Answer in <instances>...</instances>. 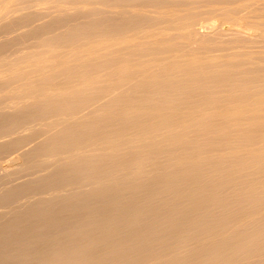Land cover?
<instances>
[{"label":"rangeland","instance_id":"obj_1","mask_svg":"<svg viewBox=\"0 0 264 264\" xmlns=\"http://www.w3.org/2000/svg\"><path fill=\"white\" fill-rule=\"evenodd\" d=\"M24 1H26V3L28 2L27 3L28 6L26 5V3H24ZM45 1L46 0H44V1L43 0H11V1L10 0H4V1L2 0V1H0V33H1L0 38L3 39V40L0 39V64H1L0 65V110L2 108V110L0 111V136H1L0 137V143H1L0 144V193L1 192L4 193V192H6V190L7 191L10 190L13 194H15L14 190H16L17 188L12 187V186H15L14 184H16V183H17V185L22 184L21 186H23L26 189L25 190V189L21 188V186H19L20 187L19 188L16 185L19 189V190H17V192L18 191L20 192L23 190H25L27 192V190L29 191L30 189H32V187L38 186L39 183H40V185L41 184L43 185V183H41V181H43V182L46 181L44 184V187L40 186L41 188L38 190L36 189V191L34 190L35 192L32 190V193L28 194L29 192H31V190L27 193L24 191L26 193V196L25 197L21 196L22 199L19 197L18 198L19 200L17 198H15L16 196L14 197V195L12 193L6 192L5 195L1 193L0 194V203H1V200L3 201V198H4L5 199L4 201H6L5 203L7 204V207H6V204L4 205V203L2 202L3 203L2 205H4L5 207L3 206L1 208V204H0V208H1L0 214L5 213V209L9 212L10 211L14 212L17 209H20L22 206H24V204L28 203V201L32 200L33 198L34 199L39 198L37 201L42 200L41 202L39 201V203L44 202L43 199L45 198L44 200H46V197H47V200H48V198L51 200L52 198H54L56 196H60L61 194L64 195L66 193L65 191H67V190L71 191L72 188H73V190L75 189V190H78L80 192H83V194H84V192L88 193L90 187L84 186L86 184V182L84 183V181H83L84 184L82 185V182L80 180H82V179L84 180V178L86 177L87 181H89V183L87 182V186L88 185L91 186L94 182L97 184V181H92V180L95 177L94 175L97 174V172H100L99 170H103L102 166L100 168V165L106 166V164H107V167H108V163L105 162V160H108L106 158L108 156L110 161L108 160L107 162H109L110 165H109V169L107 167L106 168L108 170H111L110 172H112V173L110 174V172L108 171L109 175L106 173V176H108L107 177L108 179L106 178V176L104 178L103 177L104 173L107 172L106 171L107 169L105 168L104 173H101V175H99L100 173L97 174L99 176L98 182L103 184V187H101L102 185L99 184L101 188L107 187L106 185H108V183H105L106 184L105 185L106 187H105L104 182L103 183L100 182V181H105L106 179H107L106 180L107 182L109 180V184H110V185H108L109 187L114 186V187L110 188V189L115 190L114 193H113L114 190L110 191L109 188L107 187L108 191L112 192L110 194H112L114 196V197H110V198H113V201L110 200L113 203V205L109 202L110 204H108V206L112 205L114 207V208L113 207L111 208V206H110V208H111L110 210L115 209V211H113L114 213L112 212V214H111L110 210L108 212H110V214L113 215V217L111 216L112 217L111 219H113V218L117 219L120 217L118 219L119 221L116 220L117 224L114 223V225H118V223H122V222H120L121 218H122V221L123 220L125 221V219L126 220L129 219V216L126 215V214H129V212L125 213V211H127V209H128L127 208L125 210V207H127L128 205H126L125 200H123V199H125V196L128 193V191H131V193L133 191V194L138 193L137 195L139 196L140 194L143 195L144 191L146 192L147 190L151 189V188H149L150 185L157 184V185H155V186H158L157 192H158V190H159V192H161L160 189H162L164 192H166V193H164L162 191V193H164L163 199L166 200L167 197L168 198L170 197L169 195H167V193H169V189L164 188V187H166L165 183H167V181H163L165 179V177L163 178L162 176H166L167 174H169V173H167L169 170L171 172L174 171L175 173L177 170L175 171L172 168L178 169V171H180V173L184 170H188V173H186V174H188L187 175L188 177H192V176L196 177L195 175L200 176V171L204 169V172L203 173L201 172V173L205 176V177L203 176L204 179L202 178L203 181L206 178L208 179V180L207 179L205 180V183L207 182L208 184H210V183L212 184V183H214V181L220 180L219 178H221V180L225 179V181L228 180L227 183L225 182L227 184L226 186H224L225 188H219L220 191L217 189L218 191H215L212 194L210 193L214 198H209V201L206 199L199 198V199H201L200 201L202 203L203 202H205V203L206 202H208V203L212 202L211 203L212 204L211 209L209 211H208V209H207V211H203L199 216H196V218L194 217L195 219H193V220H191L192 217L191 218L189 217L190 219L187 218L188 223L184 222V220L187 221L185 217H183V216L181 217V215H180L178 217L180 220H178L176 217V219H175L176 223L174 222V224H180L181 220L183 221L182 223H184V224L185 223L189 224V222H190V225H191V221L194 222V223H192V227L186 224L187 228L185 230H189V232L186 231L187 233H184V234H183V232L185 231L184 229L183 230L182 229L176 230V229L180 228L179 226H181V225H178V226L175 225L176 228L174 227V230H175L174 231L173 227H172L173 225L170 226L168 223V225L165 226L167 223L165 224L164 221L159 222V223L154 222L151 224L150 227L152 228V230L156 228V230H160L162 233V230L160 229V227H162L163 224H165V225H163V228H162L164 231L167 230V229H164V227L168 228L170 226V229L168 228L167 231L169 233H171L172 231L170 232L169 230L172 229L174 232H172L170 234L169 238L172 237V239H173V237L175 235L172 244L177 245L175 247H177V248L180 247L179 249H182V246L178 247V244H176V243L180 242L179 244H182L183 246L185 245L183 247V249L187 250V249H190L189 247L196 249L194 244L196 243L195 245H198L197 244L198 242H199V246L202 247V245H200L201 244V234L204 231H202V233L200 231L201 234L199 232H197V235L195 234L198 237L200 236L199 239L197 237L198 241L196 240L197 241L196 242L194 239V238H196V236H191L192 234L194 235V233H195L194 230L196 228V226L193 227V225L196 224L197 226H200L202 224H205V225L209 224V225H212V227H215L216 225L221 226L218 228L221 229V232L224 235H222V233H221V235H218V234H220V233H218L217 234L218 236H217L216 235L217 231H216L215 236L216 237H219V236L222 237V236L227 235L225 238H227L228 241L230 240L231 241L230 243L233 245H231L230 243H226L227 242L226 239H225V241H226L225 243L227 245L225 243H223L222 242L224 240L223 237H222L223 240L221 239V242H220L221 237L219 239L216 238L214 240L213 238H215V236L211 238V236H213L214 234L213 235L208 234L210 237L208 235L205 237L202 236V239L203 238L206 239L205 244H203V246H205L204 248L207 249V250L206 249L205 250L203 249V250L207 252L205 254L208 255L207 257L209 259L206 256H203V257L207 258L206 260H208V261L210 260V263H208V264H211V263L215 264V262H216V264H217V262H218V264H264V235H263L264 234V226H262V223L264 224V218H263L264 217V215H263L264 214V94H263L264 93L263 92L264 91V54H261V53H264V0H161V1H159V0H147V1L146 0H143V1L142 0L141 1L140 0H94V1H92V0H88V1L87 0H83V1L82 0H75V1L74 0H66V2H65V0H47L46 2ZM84 1H85V3H83ZM255 1H256V3H255ZM35 2H39V3H35ZM49 2L51 4H49ZM91 2H93V3H91ZM70 4L71 5L73 4L72 6H73V8L75 6V8L72 9V6ZM3 5H4V7H3ZM124 5L126 6V8H128V7L129 8L126 9ZM139 5H141V6H139ZM147 5H150V6H147ZM40 6H42V7H40ZM46 6L49 8H47ZM45 8H46V10H45ZM94 8L97 9L98 13ZM99 8H102V9L100 10ZM27 9H28V12H26ZM50 9H52V11ZM113 9H114V11H113ZM64 10H66V12H64ZM139 10H140V12H139ZM143 10H145V11H143ZM41 11H42V13H41ZM47 11H49V12H47ZM132 11H134V12H132ZM51 12L52 13L54 12V14H52ZM94 12H96V13L93 14ZM34 13L36 16L34 15ZM38 13H40V14H38ZM29 14L31 15V17H29ZM97 14H99V15H97ZM26 15L28 16V18H26L27 17ZM74 15H75V17H74ZM143 15H145V16H143ZM150 15H151L152 19H150ZM13 16H14V18H13ZM42 16L45 18H43ZM129 16H131V17H129ZM134 16H135V18H133V19L136 21H134L132 19V17H134ZM147 16H149L148 19H147ZM50 17H51V19H50ZM119 18L120 19L122 18V19L120 20ZM125 18L127 20L128 19L129 20L126 21ZM130 18H131V20H130ZM3 19L5 20V22ZM34 19H36V20H34ZM59 19L62 21L60 22ZM258 19H260V20H258ZM261 19H262V21H261ZM26 21H28V22H26ZM49 21L53 22L54 26ZM64 21H65V23H63V24H69L70 23L71 25L70 24L69 25L71 27L69 25H68L69 27H66L67 25L64 26L63 24H61ZM137 21H138V23H137ZM145 21H146V23H145ZM261 22H262V24H261ZM30 23H33V24H30ZM48 23H50L49 28L51 30L48 28V25H47ZM114 23H115V25H114ZM57 24L61 27H59ZM44 25H45V27L47 25V27L45 28ZM132 25H134V26H132ZM52 27H53V29H52ZM36 28H37V30H36ZM54 28H56L57 30ZM44 29L48 30V31L50 30L49 34L46 33V31ZM61 29H63L64 31ZM1 30H2V32H1ZM42 30H44V31H42ZM33 32H35V36H33L34 35ZM42 32H43V34H42ZM30 33L32 34V38H31ZM37 33L43 39H41V37L38 38L39 35L36 36ZM52 33L55 34L56 36L53 35ZM10 35H11V37H10ZM26 35L27 36L29 35L30 37L28 36V38H30V39H28ZM42 35L43 36L46 35V37H43ZM50 35H52L53 40H52ZM61 35H63V37ZM98 36H100V37H98ZM5 37H7V38H5ZM49 39H51V41ZM29 40H31V41L28 42ZM32 40H34V41L32 42ZM35 40L39 41V43L45 42V44L44 45L38 44V43H36L37 41H35ZM125 40L127 43L125 42ZM107 41H109L110 43H108ZM32 43L33 44L36 43V44H34L35 46ZM30 44L34 47H32ZM46 44H48L47 46H49L48 50L46 49L47 48L45 46ZM102 44H103V47L101 46ZM37 45H38V47L35 48ZM51 47H52V49H51ZM67 47H68V49H66ZM85 47H87V49H88L87 51H86ZM70 48H72V49H70ZM36 49H38V50L41 49V50L38 51ZM91 49H93V50H91ZM130 49H131V51H130ZM58 51H59V53H58ZM55 52H57L59 57ZM2 53H3V55H1ZM50 54H53V55H50ZM60 54H62V55H60ZM51 56H53V57H51ZM50 59H51V61H50ZM34 60L38 65L37 64L33 65V63H35ZM41 60H43V61H41ZM162 60H164V61H162ZM239 60H240V62H239ZM3 61H4V64H3ZM159 61H161V62L159 63ZM7 62H10L11 64L7 63ZM43 63H45L46 65ZM49 64H51V65H49ZM48 65L50 67H48ZM58 65H59V67H58ZM18 66H20L21 68ZM34 66H35V68H34ZM46 66H47V68H45ZM99 66H101V68ZM55 67H57V68H55ZM83 67H84V69H83ZM73 68H74V70H73ZM77 68L80 70V72ZM142 68H144V69H142ZM17 69H19V70H17ZM48 69H50V70H48ZM97 69H98V71H97ZM166 70H167V72H166ZM59 71H63L64 75L61 74L62 72H59ZM73 71H74V74H73ZM81 71H83V73ZM5 72H6V75L4 74ZM52 72L54 75L52 74ZM66 72L68 75L66 74ZM152 72H154V73H152ZM37 73L39 75H37ZM70 73H72V74H70ZM78 73H80V74H78ZM59 74H61V75H59ZM48 75H50L49 79H47ZM55 75L57 77H55ZM98 75H99V77H98ZM10 76H12V77H10ZM69 77H71V78H69ZM39 79H40V82H39ZM93 80H95V81H93ZM96 80H97V82H96ZM77 81L79 82V84H77L78 83ZM96 83H98V84H96ZM40 84H42V85H40ZM66 84H67V86H66ZM72 84H74V85L72 86ZM47 86H48V88H47ZM37 89L39 91H37ZM51 90H52V94H51ZM41 91H43L44 93ZM84 91H86V92H84ZM18 92H19V94H18ZM89 92H91V93H89ZM21 93H22V95H21ZM28 93H30V94H28ZM46 93H48V94H46ZM38 95H39V97H38ZM257 95H258V97H257ZM1 96H3V97H1ZM261 96H262V98H261ZM81 97H82V99H81ZM56 99H59V100H56ZM88 99L90 101H88ZM246 99L249 101H246ZM18 100L20 101V103L17 102ZM83 100H85V102ZM81 101H83L84 104ZM26 102H28V103H26ZM73 102L75 103L74 107H76V109H74L73 105H71V103H73ZM9 103H10V105H9ZM56 103H58V104H56ZM64 103H65V105H64ZM80 103H81V105H79ZM53 104H55V105H53ZM28 105H30V106H28ZM50 105H51V107H50ZM62 105H64V106H62ZM88 105L90 107H88ZM225 105H226V107H225ZM228 105H231V106L233 105L232 106L233 108L231 106H228ZM26 106H28V107H26ZM56 106H58V107L56 108ZM106 106H108V107H106ZM33 107H34V109H33ZM61 107H63V108L65 107L66 109L65 108L63 109ZM94 107L96 110L94 109ZM183 107H185L186 111L183 109ZM201 107L203 110H205L204 112H206V114L205 113H201V114L199 113L200 111H203V110H201ZM228 107H230V108H228ZM87 108H89V109H87ZM38 109L41 111V115H39L40 111ZM61 109H62V111H61ZM68 109H70V110H68ZM72 109H73V111H72ZM190 109H193L194 111L196 110V112H194ZM250 109H253V110H250ZM25 110L27 111L26 113H25ZM183 110H184V112H187L188 114L184 113ZM217 110H218V112H217ZM219 110H222L221 113H219ZM226 110H228V111L226 112ZM20 111L24 112V115L25 114L26 115L24 116L23 113L21 114ZM32 111L35 112V115L37 112V115L35 116L34 113H32ZM158 111L159 112L162 111L163 114L161 112H160L161 114H159ZM178 111L182 112L183 114H186V115H184L185 119L182 116L183 114L180 112L179 113L182 114L181 115L182 117L179 119L180 115L178 114ZM190 111H192V112L189 115ZM174 112L175 113L177 112V113L175 114ZM72 113L74 114V116ZM42 114H44V115H42ZM61 114H62V116L64 115L65 117H62ZM202 114H203V116H201ZM221 114L223 115V117ZM38 115H39V117L41 116V119L38 118ZM68 115H71V116H69L70 117L69 119L67 118ZM165 115H167V116L169 115V116L167 117ZM173 115H175L176 117L178 116V117L174 118ZM15 116H18V117H15ZM50 116L52 119L50 118ZM54 116L55 117L59 116V117H57L59 119L56 120V118ZM87 116H89V117H87ZM189 116H192V117L194 116L195 118L194 117L192 118ZM197 116H199V117H197ZM233 116L234 117L236 116V117L234 118ZM5 117H6V119H5ZM36 117L38 118L37 120H36ZM98 117H100V118H98ZM108 117H110L109 118L110 120L108 119ZM157 117H159V118L157 119ZM219 117H220V119H219ZM249 117H251L252 119ZM3 118H4V120H3ZM53 118H55L56 123L53 120ZM60 118H62V119H60ZM178 119L180 121H181V119H182V121L183 120L184 121L183 122L181 121L182 122L181 123ZM60 120L61 121L63 120L62 123ZM64 120L65 121L67 120L66 122L68 123V125H66L67 123ZM176 120L178 122H180L181 124H183L182 125L183 127L180 125L178 126L179 123L176 125V123H177ZM36 121H38V122H36ZM81 121H82V123H81ZM216 121H217V123H215ZM230 121H232V122H230ZM64 122L66 124H64ZM173 122H176L175 125L172 124ZM208 122H210V123H208ZM224 122H225V124H224ZM59 123H61V124H59ZM71 123H73V124H71ZM83 123L84 124L86 123V124L84 125ZM90 123L92 125L95 124V126H92V127L97 128V130H95L96 132L94 131V133L97 135H92L94 128L91 127ZM6 124H8V125H6ZM81 124L84 126H82ZM88 124H89L88 127H90V128L86 129L85 126H87ZM97 125H98V127H97ZM40 126H41V129H40ZM69 126H70V129L74 126L76 128V126H77V129H79V130H77V129L76 130L79 132V134H77V135H75L74 133L72 134L73 129H71V131H70L68 129ZM107 126L110 127L109 128L110 131L107 128ZM52 127H54L55 129ZM83 127H85V128H83ZM128 127H129V129H128ZM37 128H39V130H37ZM64 128L67 130H64ZM80 128H81V130H83V129H85V131L87 130L86 132H88V130L91 131V128H92V132H90L92 134L89 133L91 136L89 137L88 136L89 134L86 132H83V135H82V133L80 132ZM105 128L107 129V132H103V133L104 134L106 133V135H105L106 138L103 139L104 134L100 133V131H106ZM135 128L136 129L138 128L137 130L139 131V133H137L138 131L135 130ZM220 128L221 129L223 128V129L221 130ZM22 129H23V131H22ZM111 129H112V131H111ZM19 130H21V131H19ZM58 130L59 131L64 130L61 132V137L62 136L65 137V138H63V140L64 139L70 140L69 147L70 146L72 147V144H73V147H72L73 150L70 149L72 152L74 150L77 151V148L81 147L82 148L81 150H83L84 152L88 151L87 153L86 152L85 153H86V155L90 154V156L87 155V156H84V158L81 157V159H82L81 160L79 157L81 155L78 154V153H81V154L84 153L83 151H82L83 153L78 152L81 150H78L77 151L78 153L75 152V154H78V157H79L78 160L75 159V158H77V157H75L76 156L75 154L73 156L75 158L69 156V155H72V152L69 149H67L68 142L66 143L64 141L66 143V145H63L65 143L61 139L57 138L58 136H56V135L60 134V132H57ZM76 130L74 129L75 132H76ZM67 131L69 132V135H72L73 137L74 136L77 137L75 139V141H74L75 137L74 138L72 136L69 137V135H67V137L65 136L68 133ZM140 131H142L141 134H140ZM20 132L22 135L20 134ZM41 132L43 133V135ZM78 132H76V133H78ZM115 132H116V134H115ZM80 133L82 136L80 135ZM84 133H85V136H87V137L84 136ZM129 133L132 134L133 136L130 137ZM45 134H47V136L44 137ZM86 134H88V135H86ZM54 135L56 136L55 138H54ZM107 135L109 136V138ZM83 136L85 138L89 137L90 139H93V137H94V139L92 140V143H91L92 146H90V145L89 146L91 147V149H92V147H93V149H95V147L100 145L101 148L99 147L100 149L95 150V153L97 151L98 155L93 153V152H92V154H93L92 155L89 152V151H91L90 147H88V148H87V146L85 147L86 144L88 145L87 142H89V141L91 142V140H88L87 142H86V140H84L83 142L86 144L81 143L80 145H78L80 142H82V139H84ZM98 136H102L103 138L98 137ZM126 136H128V137H126ZM51 137H53L52 140H50V141L48 140V141L49 142L53 141V142H52V144H49L47 139L48 138L51 139ZM79 137L80 138L83 137L80 142H79V140H80ZM45 138H47V139H45ZM59 140H61V141H59ZM98 140H99V142H98ZM71 141L77 142V144L73 143ZM128 141L130 142L131 145L129 144ZM61 142H62V145H60ZM90 142H89V144H90ZM147 143H148V146H150V147H148L146 145V147L148 148V151L152 147L154 153L151 152L152 149L150 150L151 153L150 152L147 153V152H145V150L147 149L146 147L145 148L143 147L145 150L143 148H141L143 145H145ZM225 143H227V144H225ZM58 144H59V146H62V147H59ZM94 144L95 145L99 144V145L95 146ZM122 144H124V145H122ZM27 145H29V146H27ZM134 145H137V146L142 145L139 148L144 150L145 156L149 158V163H147V161H146L148 158L145 157L146 160L143 159L144 154L140 155V153H144V152L140 150V153H139V151L137 150V146H134ZM224 145L225 146L227 145L226 148ZM63 146H66L65 151L66 152L70 151L71 154L68 153L69 155L66 156L67 153L65 154ZM117 146H118V148H117ZM93 149H92V151H94ZM25 150L26 151L28 150V152H26ZM98 150L101 152L99 153ZM222 150L225 151V153ZM8 152H9V154H8ZM135 152H137V154L139 153L138 155H140L141 157L143 156L141 158V160H140V158L137 159L138 155H137V157H135L136 159L134 158V155L133 156L131 155L132 153L136 154ZM146 153L148 154V156L146 155ZM155 153H156V156H155L156 159L153 156V154L155 155ZM168 153H170V154H168ZM103 154H106L107 156L103 155ZM31 155H33V156L31 157ZM91 155L94 156L95 160L96 159H98L97 161L100 160V163H97V161H96L97 165L100 164L99 165L100 169L96 170V169H98L96 167V169H94V173H93L94 175H91L90 173H92L93 171L92 172L90 171V173H89L90 177H89V175H87L88 173H86V175L84 173V175L81 174L82 179H80V173H79V175L78 174L76 175V177L77 176H79V177L75 178V180H73V181H69V179L67 181L62 180V181H66L67 184H65V182L64 183L62 182L65 186L63 185L62 187H60V190H63V191H60L59 186L62 185V183L60 181V185L56 188L57 189V191H56V189L53 187L55 182L53 181L52 178H50L51 176H53V175H51L52 173H45V171L47 170L49 172L50 170H54L53 171V174H54L57 171L55 168V166L57 164L61 165L63 162L65 165L66 162L71 163L72 159H73V162H74V160L77 162L79 160H81L80 161V163H81L82 161L84 162V160L87 159V157H91ZM159 155H161L160 156L161 158L160 157L158 158ZM101 156H104L105 159H104V157L102 158ZM110 156L113 159V161L111 160ZM126 156H130V159L125 158ZM64 157L67 160H64ZM100 157H101V159H99ZM132 157L134 158L133 159L134 161L133 160L131 161ZM16 158L18 160H16ZM22 159H23V161H22ZM88 159L92 160V158H88ZM125 159L127 162H125ZM128 159L131 162V164L128 161ZM91 160H89V161L91 162ZM138 160H140V161L143 160L144 163L146 162V166L144 164H141V163H143V161L140 163V162H137ZM169 160H171V161H169ZM103 161L105 162L104 164H103ZM30 162L32 163L33 166H31ZM77 162H75V163H77ZM93 162H91V163H93ZM128 162H129V165H128ZM34 163H35L36 167H35ZM54 163H55V165H54ZM67 163H66V165H67ZM122 163L127 164L129 167L124 165V164L122 165ZM161 163H163V164H161ZM191 163H192V165H191ZM197 163L198 164L200 163L199 166ZM71 164H73V163H71ZM71 164H68V165H71ZM78 164H79V162H78ZM115 164H116V166H114ZM225 164H226V166H225ZM40 165L42 166V168H40V169L37 168V166L40 167ZM68 165H67V167L65 166V168L62 166L64 169H61L62 167L58 166V165L56 167H59L61 169V171H64L65 169L67 170ZM92 165H95V164L93 163ZM111 165H112V168H110ZM4 166H5V168H4ZM52 166H54V167L52 168ZM157 166L160 169L163 168V170H164V172L161 171L162 173H159L160 172L159 168L157 170V172L160 175L163 174V175H161V178H163V179L158 177L159 174H157L156 172H153L156 168L153 171L152 170L151 171H152V173H154V175L157 174V177L160 179H156V176L154 178L152 173H150V170H149V172H147L149 167H150L149 169H152V168L157 167ZM185 166L186 167L190 166V167L186 168ZM121 167H123V168H121ZM141 167H143V168H141ZM145 167H147V170H144V169H146ZM164 167L168 168V169H164ZM198 167H200L201 169ZM59 168H58V170H59ZM77 168L80 169L79 167H77ZM128 168L130 170L132 168L130 173H129ZM210 168H212V169L214 168L215 170L214 169L212 170ZM217 168H220V169H217ZM85 169H87V168H85ZM127 169H128V172H127L128 174H126ZM77 170H75V171H77ZM10 171H12V172H10ZM38 171H39V173H38ZM20 172H21V174H20ZM26 172H28V173H26ZM78 172H79V170H78ZM101 172H103V171H101ZM144 172H147V173H144ZM219 172H221V173H219ZM18 173L20 176L19 175L17 176ZM40 173H42V175L46 174L47 176H45V177L47 179H49V181H47L44 176H42V178L43 179L45 178V180H43L40 176L41 180L38 179V180H40V181H38L36 178H37V176L39 178ZM183 173L185 174V172H183ZM183 173H181V174H183ZM229 173H230V175H229ZM72 174H73V172H72ZM125 174L127 175L126 178H129V180L131 181L130 183L127 182V184H126V181H128V179H126V181L124 183H123V181L121 182L122 179H125L124 178ZM216 174H218V175H216ZM235 174H236V176H235ZM21 175H23L24 177ZM49 175H50V177L48 178ZM115 175H116V177H115ZM121 175H123V176L120 177ZM30 176L32 177V179L35 177L32 182H34V184H35V182L38 181L37 182L38 184L37 183H36V185L32 184L31 183L32 179L30 178ZM91 176H94L93 179L91 178ZM147 176L148 177L151 176V177L148 178ZM170 176H172V175H170ZM12 177H13V179H12ZM18 177H19V180H18ZM25 177H27V178H25ZM109 177H111V178H109ZM166 177H168V176H166ZM236 177L237 178L239 177V178L235 179ZM241 177H242V181H241ZM261 177H262L263 181H262ZM10 178L12 179V181ZM16 178H17V180H16ZM86 178H85V180H86ZM88 178H90L92 180H90V179L88 180ZM24 179H27V180H24ZM50 179H52V180H50ZM29 180H30V182H29ZM35 180H37V181H35ZM76 180H79L81 183H79V181L76 182ZM160 180L163 181L164 183L160 182ZM230 180H236V181H238V182L240 181L242 183L237 182L239 184L238 185L237 183L234 184V182H236V181H231L233 184L232 183L229 184ZM9 181H11V182H9ZM110 181H111V183H110ZM47 182H48V184L46 185ZM68 182H70L71 186L68 185ZM90 182H93V183L90 184ZM119 182L121 184H119V186L116 185ZM254 182H255V184H254ZM23 183H24V185H23ZM49 183L53 184V185H51L52 190L46 189L47 186L49 185ZM95 183H94V187H92L93 185L91 186L93 189L98 188L97 187L98 184L96 185ZM128 183L130 184V186L134 185V186H132V190H128V188L130 187V186L128 187ZM26 184L28 186H30V189L29 188L27 189L28 186ZM75 184H76V186H78V187H76L77 189L74 188ZM78 184L84 186L85 189L83 187H79L80 185H78ZM162 184H165V186L163 187ZM219 184H221V183H219ZM258 184H260V185H258ZM73 185H74V187H73ZM95 185H96V187H95ZM125 185H127L128 188ZM230 185H232L233 187L235 186L234 188L231 187L232 188L231 191H230V189H228V188H230L229 187ZM257 185L259 187H257ZM120 186L123 188H121ZM155 186H153L152 188H154ZM217 186L223 187V185L222 186L217 185ZM253 187H255L256 189L254 188V190H253L252 189ZM11 188H13L14 190L12 189L13 190L12 191ZM42 188H44L45 190ZM61 188H63V189H61ZM87 188H88V192L84 191ZM92 188H91V190H92ZM146 188H147V190H146ZM235 188H237L236 191H235ZM53 189H55V190H53ZM118 189L120 191H124V192H120ZM129 189H131V188H129ZM155 189H156V187H155ZM73 190L71 191L72 193L70 191H68V192L71 193L72 195H74L73 192H76V191H73ZM101 190H105V189H101ZM261 190L263 193L261 192ZM52 191L54 193L56 192L57 195L56 194L52 195V193H51ZM105 191L107 192V189ZM125 191H127L126 194H125ZM252 191L254 194L252 193ZM256 191L258 193H256ZM227 192H229L230 195H233L235 193L236 194L233 195V197H230ZM42 193H43V195H42ZM46 193H47V195H46ZM58 193L59 194L61 193V194L59 195ZM69 193L68 194L66 193V195H70ZM131 193L130 194L128 193L127 195H131ZM153 193L156 196H158L156 194V192H153ZM170 193H172V191ZM201 193H204V191ZM8 194L9 195L12 194L13 197L11 195V198H10V196ZM50 194L54 197H52ZM241 194L242 195L248 194V196H250L249 198H247V195H245V196H246V200L247 199H249V200L246 201L244 198L242 200L243 202H241L239 200V199H241L240 198L242 196ZM260 194H262V195H260ZM115 195H116V197H115ZM160 195H161V197H163L162 194H160ZM251 195H252V197H251ZM257 195H260V196H257ZM7 196H9V197H7ZM70 196H68V197H70ZM165 196H166V198H165ZM253 196H255L256 199ZM26 197H27V199H26ZM13 198H14V200H13ZM250 198H251V200H250ZM10 199H12V200H10ZM163 199H161V200H163ZM236 199L239 200V203H238L239 205H240V202L243 203V204H241L242 206L241 205L239 206L237 204V201H236V203L235 202L233 203V201H235ZM167 200H166V203H168ZM13 201H14V203L16 202L17 204H14ZM20 201H22V202H20ZM119 201L120 202L122 201V202L120 203ZM48 202H49V200H48ZM118 202H119V204H118ZM163 202H164V200L161 201L160 203L162 204ZM229 202L231 204H229ZM9 203H11V204H9ZM22 203H23V205H22ZM44 203H46V202H44ZM44 203L39 204V205H43ZM70 203H71V201L69 202V204ZM160 203L158 205L159 207L161 206ZM244 203H245V205H244ZM36 204H38V203H36ZM236 204L238 205V207ZM45 205H47V204H44L43 206H45ZM154 206L156 208L158 207L156 205H154ZM184 206L186 207V204ZM184 206H180V208L188 209L192 205L191 206L187 205L186 208H184ZM46 207H47V210H49V211H52V209H53V207H51L50 204H49V206H46ZM156 208H155V210L154 209L153 210L156 211ZM249 208L250 209L253 208V209H251L252 213L249 210ZM214 209L216 211L219 210L218 212L221 211V213H222L219 215L220 216V219H218L219 221L216 220V221H218L219 224H215V221H213V218L208 219V217H207L209 215V212L213 211ZM1 210L4 212H2ZM41 210L43 211V213L46 211L45 209L44 210L41 209ZM42 211H41V213H39V215L42 214ZM79 211L80 210H78V212ZM190 211H192L191 208H190ZM46 212H47V213H45L46 216L49 215L48 211H46ZM81 212L83 214H81ZM232 212H233V214H232ZM76 213H77V211H74L72 217H74L76 215ZM103 213H104V211H103ZM106 213H107V211L104 214L109 216V214L108 213L106 214ZM191 213L192 212H189L188 214L191 216ZM80 214H81V216L79 214H78V216L76 215L78 217V218H76V221L78 220L77 222H79L78 224H80L82 222L80 219L84 217L85 212L80 211ZM122 214H123V216H122ZM147 214H149V213H147ZM147 214L144 213V215H146V216H147ZM259 214H261V215L259 216ZM108 216H106V218ZM115 216H117V217H115ZM153 216H155V215H153V214L149 215L147 219H149V217H153ZM221 216H222V219H221ZM85 217H86V215H85ZM62 218H64V217H62ZM262 218H263V220H262ZM111 221H114V220H111ZM83 222H84V220H83ZM212 222H214V224ZM197 223H199V224H197ZM247 223L251 224V226L247 225ZM130 224H133V222H131ZM130 224H129V226H130ZM184 224H182L183 227H184ZM244 224L246 225L245 230H247V231L251 230V232L253 231V229L255 230L253 233L248 232L249 234L247 235V237H243L245 233L243 234V236L240 235L241 229H242ZM230 225L232 226V228H234V226H236L234 230H235V232L237 231V233L240 230L239 234L235 233L230 228ZM2 226L5 228L7 227L6 224H5V226L4 225H2ZM61 226H62V224H61ZM61 226L59 228L62 231ZM222 226H223V229H222ZM248 226L252 227V228L247 229ZM118 227L117 228L120 230L122 228L125 229L126 226H125V224L123 226V223H122V224L118 225ZM59 228H58V230H60ZM149 228H148V230H149ZM151 228H150V232H151ZM201 228H203V227H201ZM244 228L245 227H243V229ZM63 229H64V226H63ZM124 229L122 231H124ZM220 229L219 230L215 229V230H218L220 232ZM190 230H193L194 233H192V231H190ZM229 230H230V232H229ZM256 230H258V233L256 232ZM181 231H183V232H181ZM247 231H244V232H247ZM158 232L152 231L150 233V235H152V233H154V234L157 233L156 234L157 237H155L153 235V237L155 239L150 237L149 234L148 235L150 238H152L154 240H158L159 239L158 236H159L160 239H163V241H164V237L169 234V233L167 234L165 232V234H167V235L164 234V237H161L162 234L158 233ZM177 232H180L179 234L183 235L184 238L182 236H179V234H177ZM213 232H214V230H212V232H210V233H213ZM173 233H176V234L171 236ZM189 233H190V236L188 237ZM254 233L255 234L257 233V234L254 235ZM250 234H253V235H251L252 237H250ZM145 235H147V234H145ZM203 235H204V233H203ZM235 235H237V237ZM169 238H165V239L170 240ZM152 239H150V240L153 242L154 240H152ZM238 239H240L242 241V242L240 241V244L238 243ZM242 239H244V240H242ZM171 240L169 242H166V243H168L167 246H163L166 244V243L165 244L163 243L162 244L163 248L161 246H158L160 241H158V242L155 241L156 243L155 242L152 243V244L156 245V247H153V249L156 248L155 251H157V250L161 251L162 253H164L163 255H165V256L167 255V253H168V256L170 254V256L168 257L169 260L167 259L168 260L167 262H172V261L176 262V261H178V260H176L177 256H176V258L174 257V259L172 256L173 255L172 253L174 251L172 249L173 245L170 243ZM183 240L186 242H184ZM190 241H193V242L190 244ZM202 243H204L203 240H202ZM215 243L216 244L218 243V245L215 246L216 249L221 248V247H223V248L215 250V247H213ZM169 244L171 245L170 247H168ZM49 245H51V244H49ZM160 245H161V243H160ZM165 247L167 249H165ZM175 247H174V250L177 249ZM201 247L200 248L198 247L197 250H200ZM227 247H228V249H227ZM122 248H125V246ZM231 248H233V249H231ZM171 249L173 252L171 251ZM209 249H211L210 250L211 252L209 251ZM229 249H231V250H229ZM164 250H167L168 252H164ZM184 250L182 252L183 255H178V253L181 254V252L175 251L176 254L178 256H180V257H178V259L179 258L181 259L182 256L185 257V254H187V251H184ZM197 250H196V252H197ZM200 251H202V250H200ZM204 251H202V252H204ZM169 252H171V253H169ZM175 252H174V256L176 255ZM189 252H191V250H189L188 253ZM199 252L195 253V250H193V252H192L195 255L197 254V256H194L195 262H197L196 257H199V259L201 257L199 255ZM226 252H227V254H225ZM221 254L223 256L225 255L226 257L222 256L220 259V257H218V256ZM243 254L246 255V259L244 258L245 255H243ZM157 255H158V253L156 254V256ZM163 255L160 256V253H159L160 259H158V257L154 256V258H151V259H153V261L151 263L155 264L154 260L156 261L157 264L167 263V262H165L166 260H163L164 262L160 261L162 259H165L164 258L165 256L163 257ZM227 256L229 258H227ZM161 257H163V258L161 259ZM224 258H227V261L226 260L223 261ZM151 259L146 260L144 262L149 261L147 263V264H149ZM194 259H193V261H194ZM184 260H186V259L182 258V261H184ZM239 260H241V261H239ZM246 260H247V262H245ZM188 261H190V259ZM202 261L204 262L205 260L201 259V262ZM203 262H202V264H204ZM205 263L207 264V262H205ZM121 264H123V263H121ZM129 264H131V263H129ZM136 264H138V263H136ZM142 264H143V262H142Z\"/></svg>","mask_w":264,"mask_h":264},{"label":"bare ground","instance_id":"obj_2","mask_svg":"<svg viewBox=\"0 0 264 264\" xmlns=\"http://www.w3.org/2000/svg\"><path fill=\"white\" fill-rule=\"evenodd\" d=\"M0 1H2V0H0ZM4 1V0H3ZM11 1V0H10ZM44 1V0H43ZM47 1V0H46ZM45 1V2H46ZM75 1V0H74ZM83 1V0H82ZM88 1V0H87ZM92 1H94V0H92ZM141 1V0H140ZM143 1V0H142ZM147 1V0H146ZM159 1H161V0H159ZM40 2V1H39ZM39 2H35V3H39ZM51 2V1H50ZM49 2V4H51ZM61 2V1H60ZM65 2H66V0H65ZM64 2V3H65ZM8 3V2H7ZM24 3H26V1H24ZM28 3V2H27ZM27 3H26V5H27ZM76 3V2H75ZM83 3H85V1L83 2ZM82 3V4H83ZM89 3V2H88ZM91 3H93V2H91ZM123 3V2H122ZM128 3V2H127ZM141 3V2H140ZM143 3V2H142ZM145 3V2H144ZM255 3H256V1H255ZM33 4V3H32ZM45 4V3H44ZM48 4V3H47ZM106 4V3H105ZM117 4V3H116ZM115 4V5H116ZM9 5V4H8ZM22 5V4H21ZM24 5V4H23ZM25 5V6H26ZM37 5V4H36ZM35 5V6H36ZM66 5V4H65ZM64 5V6H65ZM71 5V4H70ZM73 5V4H72ZM71 5V6H72ZM120 5V4H119ZM143 5V4H142ZM28 6V5H27ZM45 6V5H44ZM63 6V7H64ZM86 6V5H85ZM84 6V7H85ZM94 6V5H93ZM125 6V5H124ZM139 6H141V5H139ZM147 6H150V5H147ZM3 7H4V5H3ZM22 7V6H21ZM30 7V6H29ZM28 7V8H29ZM34 7V6H33ZM40 7H42V6H40ZM47 7V6H46ZM87 7V6H86ZM85 7V8H86ZM128 7V6H127ZM47 8H49V7H47ZM58 8V7H57ZM60 8V7H59ZM62 8V7H61ZM74 8H75V6H74ZM73 8V6H72V9H74ZM104 8V7H103ZM122 8V7H121ZM125 8H126V6H125ZM129 8V7H128ZM128 8H126V9H128ZM145 8V7H144ZM54 9V8H53ZM64 9V8H63ZM67 9V8H66ZM92 9V8H91ZM95 9V8H94ZM100 10L102 9V8H99ZM123 9V8H122ZM258 9V8H257ZM13 10V9H12ZM45 10H46V8H45ZM44 10V11H45ZM51 11H52V9H50ZM58 10V9H57ZM96 11H97V9H95ZM94 10V11H95ZM131 10V9H130ZM43 11V10H42ZM42 11H41V13H42ZM63 11V10H62ZM93 11V10H92ZM112 11V10H111ZM113 11H114V9H113ZM142 11V10H141ZM143 11H145V10H143ZM26 12H28V9H27V11ZM37 12V11H36ZM35 12V13H36ZM47 12H49V11H47ZM55 12V11H54ZM54 12L52 13V14H54ZM64 12H66V10H64ZM107 12V11H106ZM132 12H134V11H132ZM139 12H140V10H139ZM138 12V13H139ZM30 13V12H29ZM35 13H34V15H35ZM56 13V12H55ZM60 13V12H59ZM79 13V12H78ZM96 12H94L93 14H95ZM97 13H98V11H97ZM145 13V12H144ZM31 14V13H30ZM29 14V17H31V15ZM38 14H40V13H38ZM37 14V15H38ZM50 14V13H49ZM63 14V13H62ZM132 14V13H131ZM148 14V13H147ZM8 15V14H7ZM28 15V14H27ZM26 15V16H27ZM33 15V16H34ZM80 15V14H79ZM97 15H99V14H97ZM129 15V14H128ZM149 15V14H148ZM32 16V17H33ZM36 16V15H35ZM34 16V17H35ZM53 16V15H52ZM68 16V15H67ZM94 16V15H93ZM96 16V15H95ZM143 16H145V15H143ZM9 17V16H8ZM43 17V16H42ZM72 17V16H71ZM74 17H75V15H74ZM79 17V16H78ZM127 17V16H126ZM129 17H131V16H129ZM139 17V16H138ZM252 17V16H251ZM13 18H14V16H13ZM19 18V17H18ZM26 18H28V16L26 17ZM43 18H45V17H43ZM49 18V17H48ZM70 18V17H69ZM86 18V17H85ZM133 18H135V16L134 17H132V19ZM149 18V16H147V19ZM253 18V17H252ZM6 19V18H5ZM9 19V18H8ZM30 19V18H29ZM39 19V18H38ZM50 19H51V17H50ZM78 19V18H77ZM76 19V20H77ZM81 19V18H80ZM116 19V18H115ZM120 19V18H119ZM122 19V18H121ZM120 19V20H121ZM144 19V18H143ZM150 19H152L151 18V15H150ZM4 20V19H3ZM34 20H36V19H34ZM60 20V19H59ZM74 20V19H73ZM83 20V19H82ZM81 20V21H82ZM85 20V19H84ZM125 20L126 21H128L126 18H125ZM130 20H131V18H130ZM134 20V19H133ZM258 20H260V19H258ZM51 21V20H50ZM49 21V22H50ZM62 20H60V22H61ZM79 21V20H78ZM134 21H136V20H134ZM261 21H262V19H261ZM2 22V21H1ZM4 22H5V20H4ZM26 22H28V21H26ZM25 22V23H26ZM34 22V21H33ZM67 22V21H66ZM76 22V21H75ZM86 22V21H85ZM116 22V21H115ZM123 22V21H122ZM7 23V22H6ZM10 23V22H9ZM8 23V24H9ZM50 23H52V25H53V22H50ZM50 23H48L47 25H48V28H49V24ZM55 23V22H54ZM63 23H65V21L64 22H62L61 24H63ZM110 23V22H109ZM129 23V22H128ZM127 23V24H128ZM132 23V22H131ZM137 23H138V21H137ZM141 23V22H140ZM139 23V24H140ZM145 23H146V21H145ZM30 24H33V23H30ZM29 24V25H30ZM46 24V23H45ZM60 24V25H61ZM70 24V23H69ZM69 24H63L64 26H66V27H69L70 25ZM142 24V23H141ZM261 24H262V22H261ZM47 25H46V27H47ZM56 25V24H55ZM58 25V24H57ZM69 25V26H68ZM114 25H115V23H114ZM113 25V26H114ZM54 26V25H53ZM59 26V25H58ZM57 26V27H58ZM130 26V25H129ZM132 26H134V25H132ZM32 27V26H31ZM44 27H45V25H44ZM43 27V28H44ZM45 27V28H46ZM59 27H61V26H59ZM71 27V26H70ZM89 27V26H88ZM102 27V26H101ZM100 27V28H101ZM33 28V27H32ZM64 28V27H63ZM115 28V27H114ZM131 28V27H130ZM133 28V27H132ZM30 29V28H29ZM50 29V28H49ZM52 29H53V27H52ZM54 29H56V28H54ZM69 29V28H68ZM118 29V28H117ZM128 29V28H127ZM36 30H37V28H36ZM45 30V29H44ZM44 30H42V31H44ZM51 30V29H50ZM49 30V31H50ZM57 30V29H56ZM61 30H63V29H61ZM67 30V29H66ZM65 30V31H66ZM70 30V29H69ZM68 30V31H69ZM129 30V29H128ZM135 30V29H134ZM133 30V31H134ZM28 31V30H27ZM33 31V30H32ZM46 31V33H48L49 34V31L48 30H45ZM53 31V30H52ZM51 31V32H52ZM64 31V30H63ZM112 31V30H111ZM117 31V30H116ZM119 31V30H118ZM1 32H2V30H1ZM38 32V31H37ZM131 32V31H130ZM34 33V35L33 36H35V32H33ZM62 33V32H61ZM67 33V32H66ZM70 33V32H69ZM128 33V32H127ZM134 33V32H133ZM1 34V33H0ZM11 34V33H10ZM28 34V33H27ZM42 34H43V32H42ZM47 34V35H48ZM51 34V33H50ZM53 34V33H52ZM63 34V33H62ZM82 34V33H81ZM25 35V34H24ZM30 35H31V38H32V34L30 33ZM37 35H39L38 33L36 34V36ZM53 35H55V34H53ZM64 35V34H63ZM63 35H61L62 37H63ZM77 35V34H76ZM27 36V35H26ZM29 36V35H28ZM28 36H27V38H28ZM43 36V35H42ZM51 36V38H52V35H50ZM56 36V35H55ZM60 36V37H61ZM0 37H1V35H0ZM10 37H11V35H10ZM30 37V36H29ZM39 37H41L40 35L38 36V38ZM43 37H46V35L45 36H43ZM48 37V36H47ZM80 37V36H79ZM98 37H100V36H98ZM5 38H7V37H5ZM50 38V37H49ZM57 38V37H56ZM55 38V39H56ZM0 39H2V38H0ZM14 39V38H13ZM28 39H30V38H28ZM37 39V38H36ZM41 39H43L42 37H41ZM40 39V40H41ZM91 39V38H90ZM132 39V38H131ZM3 40V39H2ZM26 40V39H25ZM50 41H51V39H49ZM52 40H53V38H52ZM64 40V39H63ZM81 40V39H80ZM92 40V39H91ZM104 40V39H103ZM31 40H29L28 42H30ZM34 40H32V42H33ZM35 41H37V40H35ZM65 41V40H64ZM63 41V42H64ZM90 41V40H89ZM27 42V41H26ZM66 42V41H65ZM102 42V41H101ZM105 42V41H104ZM108 43H110L109 41H107ZM125 42H126V40H125ZM3 43V42H2ZM14 43V42H13ZM36 43H38V44H42V45H44L45 44V42L44 43H39V41H37ZM36 43H34V44H36ZM114 43V42H113ZM127 43V42H126ZM28 44V43H27ZM33 44V43H32ZM33 44V45H34ZM57 44V43H56ZM61 44V43H60ZM63 44V43H62ZM66 44V43H65ZM112 44V43H111ZM31 45V44H30ZM29 45V46H30ZM48 44H46L45 46L47 47L46 49L48 50V48H49V46H47ZM32 46V45H31ZM35 46V45H34ZM34 46H32V47H34ZM58 46V45H57ZM68 46V45H67ZM102 47H103V44L101 45ZM128 46V45H127ZM38 47V45L35 47V48H37ZM40 47V46H39ZM105 47V46H104ZM25 48V47H24ZM86 48V51L88 50L87 49V47H85ZM44 49V48H43ZM42 49V50H43ZM51 49H52V47H51ZM57 49V48H56ZM64 49V48H63ZM66 49H68V47L66 48ZM70 49H72V48H70ZM35 50V49H34ZM36 50H38V49H36ZM39 50H41V49H39ZM38 50V51H39ZM45 50V49H44ZM43 50V51H44ZM65 50V49H64ZM91 50H93V49H91ZM25 51V50H24ZM32 51V50H31ZM50 51V50H49ZM55 51V50H54ZM53 51V52H54ZM68 51V50H67ZM112 51V50H111ZM130 51H131V49H130ZM30 52V51H29ZM34 52V51H33ZM32 52V53H33ZM47 52V51H46ZM52 52V53H53ZM109 52V51H108ZM27 53V52H26ZM31 53V52H30ZM38 53V52H37ZM56 54H57V52H55ZM58 53H59V51H58ZM54 54V53H53ZM53 54H50V55H53ZM55 54V55H56ZM261 54H264V53H261ZM1 55H3V53L1 54ZM58 55V54H57ZM60 55H62V54H60ZM40 56V55H39ZM38 56V57H39ZM43 56V55H42ZM46 56V55H45ZM35 57V56H34ZM50 57V56H49ZM48 57V58H49ZM51 57H53V56H51ZM58 57H59V55H58ZM61 57V56H60ZM28 58V57H27ZM40 58V57H39ZM43 58V57H42ZM55 58V57H54ZM53 58V59H54ZM45 59V58H44ZM43 59V60H44ZM43 60H41V61H43ZM47 60V59H46ZM61 60V59H60ZM139 60V59H138ZM253 60V59H252ZM251 60V61H252ZM2 61V60H1ZM50 61H51V59H50ZM57 61V60H56ZM162 61H164V60H162ZM21 62V61H20ZM33 62V61H32ZM34 62H35V60H34ZM40 62V61H39ZM38 62V63H39ZM53 62V61H52ZM62 62V61H61ZM79 62V61H78ZM161 61H159V63H160ZM239 62H240V60H239ZM7 63H10V62H7ZM54 63V62H53ZM52 63V64H53ZM63 63V62H62ZM128 63V62H127ZM157 63V62H156ZM3 64H4V61H3ZM11 64V63H10ZM34 64H37L36 62L35 63H33V65ZM43 64H45V63H43ZM60 64V63H59ZM170 64V63H169ZM1 65V64H0ZM14 65V64H13ZM24 65V64H23ZM38 65V64H37ZM46 65V64H45ZM49 65H51V64H49ZM48 65V67H50ZM62 65V64H61ZM60 65V66H61ZM80 65V64H79ZM128 65V64H127ZM172 65V64H171ZM174 65V64H173ZM22 66V65H21ZM41 66V65H40ZM43 66V65H42ZM53 66V65H52ZM56 66V65H55ZM104 66V65H103ZM18 67H20V66H18ZM38 67V66H37ZM44 67V66H43ZM58 67H59V65H58ZM66 67V66H65ZM64 67V68H65ZM75 67V66H74ZM100 68H101V66H99ZM98 67V68H99ZM164 67V66H163ZM21 68V67H20ZM34 68H35V66H34ZM45 68H47V66L45 67ZM55 68H57V67H55ZM63 68V69H64ZM43 69V68H42ZM59 69V68H58ZM57 69V70H58ZM61 69V68H60ZM76 69V68H75ZM78 69V68H77ZM83 69H84V67H83ZM82 69V70H83ZM142 69H144V68H142ZM148 69V68H147ZM2 70V69H1ZM17 70H19V69H17ZM38 70V69H37ZM48 70H50V69H48ZM71 70V69H70ZM69 70V71H70ZM73 70H74V68H73ZM79 70V69H78ZM77 70V71H78ZM7 71V70H6ZM36 71V70H35ZM68 71V72H69ZM72 71V70H71ZM90 71V70H89ZM97 71H98V69H97ZM162 71V70H161ZM4 72V71H3ZM51 72V71H50ZM58 72V71H57ZM59 72H62L61 74H63L64 72L63 71H59ZM76 72V71H75ZM79 72H80V70H79ZM82 73H83V71H81ZM166 72H167V70H166ZM40 73V72H39ZM56 73V72H55ZM152 73H154V72H152ZM2 74V73H1ZM5 75H6V72L4 73ZM19 74V73H18ZM42 74V73H41ZM50 74V73H49ZM52 74H53V72H52ZM61 74H59V75H61ZM66 74H67V72H66ZM70 74H72V73H70ZM69 74V75H70ZM73 74H74V71H73ZM78 74H80V73H78ZM146 74V73H145ZM14 75V74H13ZM17 75V74H16ZM35 75V74H34ZM37 75H39L38 73H37ZM54 75V74H53ZM64 75V74H63ZM68 75V74H67ZM263 75V74H262ZM49 76L50 75H48V78L47 79H49ZM66 76V75H65ZM78 76V75H77ZM88 76V75H87ZM90 76V75H89ZM163 76V75H162ZM172 76V75H171ZM3 77V76H2ZM10 77H12V76H10ZM39 77V76H38ZM55 77H57L56 75H55ZM59 77V76H58ZM63 77V76H62ZM72 77V76H71ZM71 77H69V78H71ZM83 77V76H82ZM81 77V78H82ZM85 77V76H84ZM98 77H99V75H98ZM127 77V76H126ZM132 77V76H131ZM5 78V77H4ZM61 78V77H60ZM66 78V77H65ZM68 78V77H67ZM86 78V77H85ZM10 79V78H9ZM23 79V78H22ZM56 79V78H55ZM99 79V78H98ZM66 80V79H65ZM70 80V79H69ZM47 81V80H46ZM79 81V80H78ZM77 81V82H78ZM93 81H95V80H93ZM2 82V81H1ZM39 82H40V79H39ZM51 82V81H50ZM76 82V83H77ZM87 82V81H86ZM96 82H97V80H96ZM66 83V82H65ZM64 83V84H65ZM68 83V82H67ZM75 83V84H76ZM90 83V82H89ZM4 84V83H3ZM62 84V83H61ZM69 84V83H68ZM77 84H79V82L77 83ZM94 84V83H93ZM96 84H98V83H96ZM19 85V84H18ZM25 85V84H24ZM40 85H42V84H40ZM74 84H72V86H73ZM89 85V84H88ZM39 86V85H38ZM66 86H67V84H66ZM77 86V85H76ZM40 87V86H39ZM69 87V86H68ZM263 87V86H262ZM43 88V87H42ZM47 88H48V86H47ZM65 88V87H64ZM67 88V87H66ZM80 88V87H79ZM63 89V88H62ZM72 89V88H71ZM81 89V88H80ZM259 89V88H258ZM47 90V89H46ZM56 90V89H55ZM54 90V91H55ZM74 90V89H73ZM28 91V90H27ZM37 91H39L38 89H37ZM63 91V90H62ZM65 91V90H64ZM91 91V90H90ZM41 92H43V91H41ZM56 92V91H55ZM54 92V93H55ZM74 92V91H73ZM84 92H86V91H84ZM259 92V91H258ZM264 92V91H263ZM33 93V92H32ZM31 93V94H32ZM44 93V92H43ZM89 93H91V92H89ZM101 93V92H100ZM248 93V92H247ZM18 94H19V92H18ZM28 94H30V93H28ZM46 94H48V93H46ZM45 94V95H46ZM51 94H52V90H51ZM63 94V93H62ZM65 94V93H64ZM70 94V93H69ZM75 94V93H74ZM104 94V93H103ZM102 94V95H103ZM264 94V93H263ZM4 95V94H3ZM11 95V94H10ZM21 95H22V93H21ZM54 95V94H53ZM77 95V94H76ZM81 95V94H80ZM85 95V94H84ZM7 96V95H6ZM5 96V97H6ZM17 96V95H16ZM42 96V95H41ZM1 97H3V96H1ZM8 97V96H7ZM32 97V96H31ZM38 97H39V95H38ZM60 97V96H59ZM58 97V98H59ZM257 97H258V95H257ZM10 98V97H9ZM8 98V99H9ZM35 98V97H34ZM42 98V97H41ZM69 98V97H68ZM86 98V97H85ZM89 98V97H88ZM97 98V97H96ZM252 98V97H251ZM255 98V97H254ZM261 98H262V96H261ZM7 99V98H6ZM15 99V98H14ZM19 99V98H18ZM37 99V98H36ZM71 99V98H70ZM79 99V98H78ZM81 99H82V97H81ZM94 99V98H93ZM107 99V98H106ZM249 99V98H248ZM5 100V99H4ZM17 100V99H16ZM54 100V99H53ZM56 100H59V99H56ZM77 100V99H76ZM75 100V101H76ZM86 100V99H85ZM85 100H83L84 102H85ZM14 101V100H13ZM26 101V100H25ZM48 101V100H47ZM70 101V100H69ZM73 101V100H72ZM83 101H81L83 104H84V102ZM88 101H90L89 99H88ZM96 101V100H95ZM246 101H249V100H247L246 99ZM2 102V101H1ZM17 102H19L20 103V101L18 100ZM43 102V101H42ZM50 102V101H49ZM26 103H28V102H26ZM46 103V102H45ZM67 103V102H66ZM22 104V103H21ZM35 104V103H34ZM56 104H58V103H56ZM74 102L73 103H71V105H73V108L74 109H76V107H74ZM9 105H10V103H9ZM40 105V104H39ZM43 105V104H42ZM49 105V104H48ZM52 105V104H51ZM51 105H50V107H51ZM53 105H55V104H53ZM64 105H65V103H64ZM64 105H62V106H64ZM79 105H81V103L79 104ZM28 106H30V105H28ZM28 106H26V107H28ZM36 106V105H35ZM60 106V105H59ZM68 106V105H67ZM78 106V105H77ZM84 106V105H83ZM95 106V105H94ZM112 106V105H111ZM228 106H231V105H228ZM233 106V105H232ZM231 106V107H232ZM238 106V105H237ZM2 107V106H1ZM58 106H56V108H57ZM88 107H90L89 105H88ZM106 107H108V106H106ZM105 107V108H106ZM110 107V106H109ZM220 107V106H219ZM225 107H226V105H225ZM30 108V107H29ZM60 108V107H59ZM61 108H63V107H61ZM65 108V107H64ZM63 108V109H64ZM72 108V107H71ZM211 108V107H210ZM228 108H230V107H228ZM233 108V107H232ZM32 109V108H31ZM33 109H34V107H33ZM40 109V108H39ZM38 109V110H39ZM66 109V108H65ZM87 109H89V108H87ZM86 109V110H87ZM91 109V108H90ZM94 109H95V107H94ZM101 109V108H100ZM107 109V108H106ZM183 109L185 110V107H183ZM195 109V108H194ZM226 109V108H225ZM1 110H2V108H1ZM0 110V111H1ZM9 110V109H8ZM29 110V109H28ZM41 110V109H40ZM39 110V111H40ZM50 110V109H49ZM58 110V109H57ZM56 110V111H57ZM68 110H70V109H68ZM96 110V109H95ZM184 110H183V112H184ZM190 110H192V111H194L193 109H190ZM201 110H203L202 109V107H201ZM223 110V109H222ZM222 110H219V113H221V111ZM250 110H253V109H250ZM30 111V110H29ZM34 111V110H33ZM32 111V113H34V115H35V112H33ZM61 111H62V109H61ZM67 111V110H66ZM72 111H73V109H72ZM98 111V110H97ZM96 111V112H97ZM186 111V110H185ZM192 111H190V113H189V115L191 114V112ZM205 110H203V111H200L199 113L201 114V113H205L206 114V112H204ZM209 111V110H208ZM228 110H226V112H227ZM9 112V111H8ZM15 112V111H14ZM21 112V111H20ZM27 111L25 110V113H26ZM58 112V111H57ZM60 112V111H59ZM64 112V111H63ZM68 112V111H67ZM86 112V111H85ZM159 112V111H158ZM157 112V113H158ZM161 113H162V111H160ZM159 112V114H161ZM164 112V111H163ZM180 111H178V114L180 115L179 116V119L183 116V118L185 119V117H184V115H186V114H183L182 112H180V113H182V114H180L179 113ZM194 112H196V110L194 111ZM214 112V111H213ZM216 112V111H215ZM217 112H218V110H217ZM2 113V112H1ZM18 113V112H17ZM23 113V115H24V112H21V114ZM30 113V112H29ZM71 113V112H70ZM175 113V112H174ZM173 113V114H174ZM177 113V112H176ZM175 113V114H176ZM184 113H187V112H184ZM198 113V114H199ZM208 113V112H207ZM229 113V112H228ZM238 113V112H237ZM7 114V113H6ZM19 114V113H18ZM73 114V113H72ZM82 114V113H81ZM163 114V113H162ZM177 114V115H178ZM188 114V113H187ZM193 114V113H192ZM204 114V115H205ZM223 114V113H222ZM221 114V115H222ZM17 115V114H16ZM26 115V114H25ZM24 115V116H25ZM32 115V114H31ZM36 115H37V112H36ZM35 115V116H36ZM39 115H41V111L39 112ZM39 115H38V118L39 119H41V116L39 117ZM42 115H44V114H42ZM182 115V116H181ZM229 115V114H228ZM5 116V115H4ZM7 116V115H6ZM21 116V115H20ZM47 116V115H46ZM49 116V115H48ZM61 116H62V114H61ZM69 116H71V115H68V119L70 118ZM73 116H74V114H73ZM165 116H167V115H165ZM169 116V115H168ZM167 116V117H168ZM174 116V118L176 117L175 115H173ZM201 116H203V114L201 115ZM3 117V116H2ZM8 117V116H7ZM15 117H18V116H15ZM55 117V116H54ZM57 117H59V116H56L55 118H56V120L57 119H59V118H57ZM62 117H65L64 115L62 116ZM87 117H89V116H87ZM92 117V116H91ZM94 117V116H93ZM97 117V116H96ZM178 117V116H177ZM176 117V118H177ZM187 117V116H186ZM189 117H192V116H189ZM188 117V118H189ZM194 117V116H193ZM192 117V118H193ZM197 117H199V116H197ZM222 117H223V115H222ZM231 117V116H230ZM234 117V116H233ZM236 117V116H235ZM234 117V118H235ZM21 118V117H20ZM34 118V117H33ZM37 117H36V120L38 119ZM43 118V117H42ZM49 118V117H48ZM50 118H51V116H50ZM55 118H53V120L55 121ZM66 118V119H67ZM73 118V117H72ZM98 118H100V117H98ZM107 118V117H106ZM110 117H108V119H109ZM113 118V117H112ZM111 118V119H112ZM159 117H157V119H158ZM182 118V119H183ZM195 118V117H194ZM249 118H251V117H249ZM5 119H6V117H5ZM12 119V118H11ZM52 119V118H51ZM60 119H62V118H60ZM64 119V118H63ZM74 119V118H73ZM84 119V118H83ZM90 119V118H89ZM93 119V118H92ZM96 119V118H95ZM165 119V118H164ZM168 119V118H167ZM178 119V120H179ZM182 119H181V121H182ZM191 119V118H190ZM189 119V120H190ZM219 119H220V117H219ZM232 119V118H231ZM252 119V118H251ZM3 120H4V118H3ZM13 120V119H12ZM17 120V119H16ZM35 120V119H34ZM85 120V119H84ZM110 120V119H109ZM163 120V119H162ZM161 120V121H162ZM166 120V119H165ZM188 120V119H187ZM217 120V119H216ZM230 120V119H229ZM228 120V121H229ZM250 120V119H249ZM15 121V120H14ZM61 121V120H60ZM63 121V120H62ZM62 121H61V123H62ZM65 121V120H64ZM67 121V120H66ZM65 121V122H66ZM70 121V120H69ZM86 121V120H85ZM97 121V120H96ZM155 121V120H154ZM172 121V120H171ZM177 121V120H176ZM180 121V120H179ZM180 121V122H181ZM184 121V120H183ZM182 121V122H183ZM223 121V120H222ZM12 122V121H11ZM36 122H38V121H36ZM58 122V121H57ZM64 122V124H66ZM91 122V121H90ZM169 122V121H168ZM180 122H178L177 121V123L176 122H173L172 124L173 125H175V123H176V125L178 124V126L180 125V126H182L183 124H181ZM211 122V121H210ZM210 122H208V123H210ZM230 122H232V121H230ZM10 123V122H9ZM55 123H56V121H55ZM61 123H59V124H61ZM81 123H82V121H81ZM88 123V122H87ZM185 123V122H184ZM215 123H217V121L215 122ZM214 123V124H215ZM238 123V122H237ZM47 124V123H46ZM52 124V123H51ZM71 124H73V123H71ZM84 124V123H83ZM86 124V123H85ZM84 124V125H85ZM91 124V123H90ZM100 124V123H99ZM111 124V123H110ZM132 124V123H131ZM135 124V123H134ZM170 124V123H169ZM224 124H225V122H224ZM6 125H8V124H6ZM36 125V124H35ZM66 125H68V123L66 124ZM82 125V124H81ZM84 125H82V126H84ZM108 125V124H107ZM126 125V124H125ZM185 125V124H184ZM223 125V124H222ZM221 125V126H222ZM43 126V125H42ZM89 126V124L87 125V126H85L86 127V129H89L90 127H88ZM92 126H95V124L94 125H92L91 124V127ZM56 127V126H55ZM67 127V126H66ZM65 127V128H66ZM85 127H83V128H85ZM88 127V128H87ZM97 127H98V125H97ZM102 127V126H101ZM183 127V126H182ZM220 127V126H219ZM237 127V126H236ZM44 128V127H43ZM47 128V127H46ZM52 128H54V127H52ZM57 128V127H56ZM64 128V130H67V129H65ZM82 128V127H81ZM81 128H80V132L82 133V135H83V132H86L85 131V129H83V130H81ZM92 128H94V127H92ZM92 128H91V131H89L88 130V132H86V133H90V132H92ZM100 128V127H99ZM107 128L109 129L110 127L109 126H107ZM147 128V127H146ZM145 128V129H146ZM208 128V127H207ZM230 128V127H229ZM40 129H41V126H40ZM55 129V128H54ZM68 129L71 131V129H73L72 131V134L74 133L75 135H77V134H79V132L77 131V130H79V129H77V126H76V128H75V126L74 127H72L71 129H70V126L68 127ZM74 129L76 130V132H78V133H76L75 131H74ZM101 129V128H100ZM99 129V130H100ZM106 129V128H105ZM128 129H129V127H128ZM138 129V128H137ZM136 128H135V130H137ZM214 129V128H213ZM221 129V128H220ZM223 129V128H222ZM221 129V130H222ZM3 130V129H2ZM37 130H39V128H37ZM60 130V129H59ZM57 131V132H60V134H55L56 136H58L57 138H59V139H61L63 142L65 141L66 143L68 142V145H67V149H71V150H73L72 149V147H73V144H72V147L70 148L69 147V145H70V140L69 139H64L63 140V138H65V137H61V132L62 131H64V130H62V131ZM95 130H97V128L95 127L94 129H93V134L92 133H90V134H92V135H97V134H95L94 133V131ZM121 130V129H120ZM127 130V129H126ZM131 130V129H130ZM129 130V131H130ZM219 130V129H218ZM18 131V130H17ZM19 131H21V130H19ZM22 131H23V129H22ZM25 131V130H24ZM27 131V130H26ZM31 131V130H30ZM44 131V130H43ZM109 131H110V129H109ZM111 131H112V129H111ZM138 131V130H137ZM136 131V132H137ZM213 131V130H212ZM45 132V131H44ZM68 132V131H67ZM96 132V131H95ZM103 132H107V129H106V131H100V133H102V134H104ZM141 132L142 131H140V134H141ZM222 132V131H221ZM8 133V132H7ZM25 133V132H24ZM42 133V132H41ZM51 133V132H50ZM71 133V132H70ZM81 133H80V135H81ZM131 133V132H130ZM129 133V134H130ZM137 133H139V131L137 132ZM136 133V134H137ZM218 133V132H217ZM223 133V132H222ZM225 133V132H224ZM2 134V133H1ZM11 134V133H10ZM16 134V133H15ZM20 134H21V132H20ZM27 134V133H26ZM34 134V133H33ZM40 134V133H39ZM53 134V133H52ZM88 134H86V135H88ZM88 135L89 137L91 136V135ZM108 134V133H107ZM111 134V133H110ZM115 134H116V132H115ZM121 134V133H120ZM206 134V133H205ZM221 134V133H220ZM227 134V133H226ZM6 135V134H5ZM19 135V134H18ZM22 135V134H21ZM25 135V134H24ZM42 135H43V133H42ZM54 135V138L56 137ZM67 135H69V132L65 135L66 137H67ZM81 135V136H82ZM100 135V134H99ZM105 135H106V133L104 134V138L102 137V136H98V137H102L103 139H105L106 137H105ZM45 136H47V134H45L44 135V137ZM61 138H60V137ZM72 135H69V137H71ZM84 136H85V133H84ZM83 136V137H84ZM108 136V135H107ZM133 135L132 134H130V137H132ZM137 136V135H136ZM142 136V135H141ZM1 137V136H0ZM8 137V136H7ZM50 137V136H49ZM73 137V136H72ZM75 137V138H74ZM73 138H74V141H75V139L77 138L76 136H74ZM83 137H79V142L81 141V139L83 138ZM85 137H87V136H85ZM84 137V139H82V142H80L78 145H80L81 143H84L83 141L84 140H86V142L88 141V140H91V142H90V144H89V142H87L88 143V145L86 144V143H84V144H86L85 145V147L87 146V148L88 147H90V146H92V140L94 139V137H93V139H90L89 137V139L88 138H85ZM91 137V138H92ZM126 137H128V136H126ZM3 138V137H2ZM52 138L53 137H51V139H47V138H45V139H47V141L49 140H52ZM108 138H109V136H108ZM107 138V139H108ZM140 138V137H139ZM5 139V138H4ZM98 139V138H97ZM101 139V138H100ZM126 139V138H125ZM136 139V138H135ZM134 139V140H135ZM218 139V138H217ZM225 139V138H224ZM6 140V139H5ZM10 140V139H9ZM61 140H59V141H61ZM69 140V141H68ZM73 140V139H72ZM96 140V139H95ZM129 140V139H128ZM132 140V139H131ZM130 140V141H131ZM215 140V139H214ZM48 141V143L49 144H52V142L53 141H51V142H49ZM74 141H71V142H73V143H76L77 144V142H74ZM133 141V140H132ZM217 141V140H216ZM222 141V140H221ZM224 141V140H223ZM227 141V140H226ZM6 142V141H5ZM23 142V141H22ZM64 142V143H65ZM97 142V141H96ZM98 142H99V140H98ZM126 142V141H125ZM129 142V141H128ZM220 142V141H219ZM47 143V142H46ZM66 143L65 144H63V145H66ZM102 143V142H101ZM1 144V143H0ZM30 144V143H29ZM120 144V143H119ZM129 144H130V142H129ZM128 144V145H129ZM225 144H227V143H225ZM4 145V144H3ZM48 145V144H47ZM60 145H62V142H61V144ZM90 145V146H89ZM95 145V144H94ZM97 145H99V144H97ZM97 145H95V146H97ZM122 145H124V144H122ZM131 145V144H130ZM146 145L148 146V143L147 144H145V145H139V146H137V145H134V146H137V150L139 151V153H140V150L141 151H143L144 152V148L146 147ZM5 146V145H4ZM27 146H29V145H27ZM36 146V145H35ZM58 146H59V144H58ZM102 146V145H101ZM121 146V145H120ZM225 146V145H224ZM227 146V145H226ZM226 146H225V148H226ZM6 147V146H5ZM12 147V146H11ZM59 147H62V146H59ZM64 148V151H65V147L66 146H63ZM79 147V146H78ZM98 147V148H97ZM97 147H95V149H93V147H92V149L94 150V151H92V149H91V147H90V149H91V151H89L91 154H92V152L93 153H95V150H97V149H100L101 147H100V145L99 146H97ZM100 147V148H99ZM130 147V146H129ZM132 147V146H131ZM139 147H141V148H143V149H141V148H139ZM148 147H150V146H148ZM229 147V146H228ZM116 148V147H115ZM117 148H118V146H117ZM133 148V147H132ZM139 148V149H138ZM147 148V147H146ZM3 149V148H2ZM14 149V148H13ZM12 149V150H13ZM26 149V148H25ZM66 149V150H67ZM82 148L81 147H79V148H77V151L78 150H81ZM112 149V148H111ZM134 149V148H133ZM136 149V148H135ZM152 149V147L149 149V151H148V148L145 150V152H150V150ZM4 150V149H3ZM11 150V149H10ZM70 150V151H71ZM102 150V149H101ZM136 150V151H137ZM226 150V149H225ZM26 151V150H25ZM66 152L65 151V154L67 153V155L66 156H68L69 154H71V152ZM73 151L72 152V155H69V156H71V157H73L74 156V154H75V152L76 153H78V152H82L83 150H81V151ZM99 151V150H98ZM137 151V152H138ZM223 151V150H222ZM232 151V150H231ZM230 151V152H231ZM238 151V150H237ZM26 152H28V150L26 151ZM84 152V151H83ZM82 152V153H83ZM86 152V151H85ZM84 152V153H85ZM88 152V151H87ZM86 152V153H87ZM101 151H99V153H100ZM103 152V151H102ZM137 152H135L136 154H134V153H132L131 155L133 156L134 155V158L135 157H137V155L139 154H137ZM145 152L144 153H140V155L142 154H144V157H143V159L144 160H146L145 159ZM152 153H154L153 152V149H152V151H151ZM150 152V153H151ZM224 153H225V151H223ZM7 153V152H6ZM69 153V154H68ZM83 153V154H84ZM86 153L83 155V154H81V153H78L79 155H81V156H79L80 157V159H81V157L82 158H84V156H87L86 155ZM98 152L96 151V153L95 154H97ZM106 153V152H105ZM146 153V155L148 156V154ZM223 153V154H224ZM235 153V152H234ZM8 154H9V152H8ZM12 154V153H11ZM78 154H75L76 156L75 157H77V158H75V157H73V158H75L76 160H78ZM109 154V153H108ZM168 154H170V153H168ZM167 154V155H168ZM237 154V153H236ZM5 155V154H4ZM15 155V154H14ZM29 155V154H28ZM83 155V156H82ZM93 155V154H92ZM91 155V157H87V159L88 158H92V160L94 161H92L91 159H85L84 160V162L82 161L81 163H80V161L82 160H79L78 162H79V164H78V162L77 161H75L74 160V162H73V159L71 160V163H73V164H71V163H67V165L68 164H71V165H68V168H67V170L65 169L64 171H61V169H64L65 168V166L67 167V165H66V163H65V165H64V163L62 162V164L64 165H59V164H57L58 166H63L61 169L59 168V167H56L55 166V168H56V172L53 174V171L54 170H50L49 172L46 170L45 171V173H52L51 175H53V176H51L50 177V175L48 176V178L50 177V178H52L53 179V181L55 182V184L53 185L52 183H49V187L47 186V188L46 189H48V190H52V186L51 185H53V187L56 189L59 185H60V181H61V183L63 182H65V184H67V180L69 179V181H73V180H75V178H77V177H79V176H77L76 177V175L78 174L79 175V173H80V179H82L81 178V174L82 175H84V173H85V175H86V173H88L87 175H89V177H90V174L91 175H94L93 173H94V169H96V167L98 168V169H96V170H99L100 168H101V166H102V169L103 170H99L100 172H97V174L98 173H100L99 175H101V173H104L105 171H104V169L107 167V164H106V166L104 165H100V168H99V165H97L96 164V161L98 160V159H94V156H92ZM98 155V154H97ZM103 155H106V154H103ZM112 155V154H111ZM136 155V156H135ZM140 155H138V157H137V159H139L140 158V160H141V156ZM152 155V154H151ZM176 155V154H175ZM198 155V154H197ZM226 155V154H225ZM13 156V155H12ZM33 155H31V157H32ZM65 156V157H66ZM88 156H90V154L88 155ZM100 156V155H99ZM107 156V155H106ZM153 156L155 157L156 156V153H155V155L153 154ZM161 155H159L158 156V158L160 157ZM164 156V155H163ZM170 156V155H169ZM196 156V155H195ZM236 156V155H235ZM15 157V156H14ZM64 157V160H67L66 158ZM97 157V156H96ZM102 158L104 157V156H101ZM101 157L99 158V159H101ZM183 157V156H182ZM197 157V156H196ZM226 157V156H225ZM35 158V157H34ZM70 158V157H69ZM108 160H109V158H108V156L106 157ZM110 158H111V156H110ZM125 158H129L130 159V156H126ZM133 157L131 158V161L134 159ZM146 158H148V157H146ZM161 158V157H160ZM174 158V157H173ZM177 158V157H176ZM195 158V157H194ZM230 158V157H229ZM234 158V157H233ZM232 158V159H233ZM9 159V158H8ZM29 159V158H28ZM71 159V158H70ZM104 159H105V157H104ZM129 159H128V161H129ZM136 159V158H135ZM155 159H156V157H155ZM180 159V158H179ZM190 159V158H189ZM196 159V158H195ZM198 159V158H197ZM200 159V158H199ZM2 160V159H1ZM16 160H18L17 158H16ZM63 160V161H64ZM89 160H91V162H93L95 165H92L93 163H91ZM103 160V159H102ZM101 160V161H102ZM108 160H105V162L106 163H108V169H109V162H107ZM111 160L113 161V159L111 158ZM140 160H138L137 162H142V161H140ZM160 160V159H159ZM158 160V161H159ZM22 161H23V159H22ZM110 161V160H109ZM134 161V160H133ZM147 161V163H149V158L146 160ZM156 161V160H155ZM169 161H171V160H169ZM181 161V160H180ZM195 161V160H194ZM32 162V161H31ZM30 162V163H31ZM69 162V161H68ZM75 162H77V163H75ZM104 161H103V164L105 163ZM125 162H127L126 161V159H125ZM130 162V161H129ZM129 162H128V165H129ZM136 162V161H135ZM160 162V161H159ZM183 162V161H182ZM186 162V161H185ZM198 162V161H197ZM203 162V161H202ZM89 163V164H88ZM91 163V164H90ZM97 163H100V160L99 161H97ZM120 163V162H119ZM180 163V162H179ZM188 163V162H187ZM201 163V162H200ZM199 163V164H200ZM22 164V163H21ZM112 164V163H111ZM114 164V163H113ZM124 163H122V165H123ZM130 164H131V162H130ZM141 164H144L145 166H146V162L144 163V161H143V163H141ZM161 164H163V163H161ZM165 164V163H164ZM181 164V163H180ZM198 164V163H197ZM199 164H198V166H199ZM227 164V163H226ZM226 164H225V166H226ZM18 165V164H17ZM34 165H35V163H34ZM39 165V164H38ZM54 165H55V163H54ZM124 165H126V166H128L127 164H124ZM191 165H192V163H191ZM190 165V166H191ZM31 166H33L32 165V163H31ZM94 166V167H93ZM114 166H116V164L114 165ZM141 166V165H140ZM159 166V165H158ZM154 167V168H152V169H149L148 168V171L147 172H149V170H150V173H152V171L153 172H156L157 174H159V173H162V172H164V170H163V168H159V167ZM179 166V165H178ZM189 166V167H190ZM10 167V166H9ZM35 167H36V165H35ZM34 167V168H35ZM54 166H52V168H53ZM75 167V168H74ZM77 167H79L80 169H78ZM118 167V166H117ZM120 167V166H119ZM129 167V166H128ZM153 167V166H152ZM175 167V166H174ZM186 167V166H185ZM189 167H186V168H189ZM201 167V166H200ZM200 167H198V168H200ZM4 168H5V166H4ZM37 168H42V166L40 165V167H38L37 166ZM51 168V169H52ZM54 168V169H55ZM58 168H59V170H58ZM85 168H87V169H85ZM106 168V169H107ZM110 168H112V165H111V167ZM121 168H123V167H121ZM127 168V167H126ZM141 168H143V167H141ZM146 169H144V170H147V167H145ZM158 168L160 169V172L158 173L157 172V170H158ZM206 168V167H205ZM221 168V167H220ZM220 168H217V169H220ZM229 168V167H228ZM13 169V168H12ZM48 169V168H47ZM79 170V172H78V170ZM106 170L107 172H105L104 173V178H105V176H106V173L109 175V173H108V171L110 172L111 170ZM129 169V168H128ZM128 169L126 170V174H128L127 172H128ZM164 169H168V168H165L164 167ZM173 170H177L176 171V173L174 172V171H166L167 173H169V174H167L166 176H170V175H172V176H170L169 178L168 177H166V176H162L163 178L165 177V179L163 180V181H167V183H165L166 184V187H164L165 186V184H162V186L164 187V188H167V189H169V193L172 191V193H167V195H169L170 197L168 198L167 197V202L168 203H166V200L165 199H163L164 198V193H166V192H164L162 189H160V191L161 192H159V190H158V192H157V187L158 186H155V185H157V184H155V185H150V187L149 188H151V189H149V190H147V188H146V192L144 191L143 192V195L142 194H140L139 196L137 195V194H133V191H132V193H131V191H128V190H132V186H134V185H131L130 186V180H129V178H126L127 177V175L125 174V179H122L121 180V182L123 181V183L126 181V179H128V181H126V184H127V182H129L128 183V187L129 188H131V189H129L128 187H127V185H125L127 188H128V193L130 194L131 193V195H127L128 193H127V191H125V194H126V196H125V199H123V200H125V204L126 205H128L127 207H125V210L127 209V211H125V213H128L129 212V214H126L127 216H129V219L128 220H126L125 219V221L123 222L122 221V218L120 219L121 221L120 222H122L123 223V226H124V224H125V229L124 228H122V229H118L119 227H118V225H120V224H122V223H118V225H114V223L115 224H117V221H119L118 219L120 218H113V219H111L112 217H113V215H111L112 214V212L113 211H115V209H112V210H110L113 206V203L111 202V201H113V198H110V197H114L112 194H110V193H112V192H110L111 190H114V189H110L111 187H114V186H111V187H109L108 185H110L109 184V180H108V182L106 181L108 178V176H106V182L105 181H100V182H104V186L106 185L105 183H108V185H106L108 188H109V190L110 191H108V188L106 187V188H101V187H103V184H101V183H99L98 181V175L97 174H95L94 176H91V178L93 179V177H94V179L92 180V179H90V178H88V180L90 179V180H92V181H97V184L99 185V184H101L102 186L100 187V185L98 186L95 182V184L97 185V189H93L92 187H94V183L93 182H90V184H92L91 186H87V182L89 183V181H87V178H86V180H85V178H84V180L82 179V180H80L81 182H82V185L86 182V184L84 185V186H86V187H90L89 188V192H88V188L86 189V190H84V191H86V192H88V193H85L84 192V194H83V192H80V191H78V190H73V188L71 189V191L73 190V191H76V192H73V194L74 195H72L71 193V191L70 190H67V191H65L67 194L69 193L68 191H70L71 193H69L70 195H66V193L64 194V195H62L61 193V195L60 196H56V197H54V196H52V195H55L56 194V192L54 193L53 191L51 192L52 193V197H54V198H52L51 200L48 198V200H49V202H48V200H47V197H46V200H44L43 199V201L44 202H46V203H44V202H42V203H44V204H47V205H45V206H43V205H39V204H42V203H39V201H37L38 199L37 198H33L32 200H29L28 201V203H26V204H24V206H22L20 209H17L16 211H7L6 209H5V213H1L0 214V263L1 264H121V263H123V264H129V263H131V264H136V263H140V264H142V262H143V264H147L149 261H147V262H144V261H146V260H149V259H151V258H154V256H156V254L158 253V255L156 256V257H158V259H160V257H159V253H160V256L161 255H163L164 253H162L161 251H155V249H153V247H156V245L155 244H152L153 242H158V241H160L159 242V245L158 246H161L162 248H163V246H167V244L168 243H166V242H169L171 239H172V237H170L169 238V236H170V234L172 233V232H174L175 230H174V227H175V225L176 226H178V225H181V226H179L180 228H178V229H176V230H179V229H186L187 228V226H186V224L188 223V219L187 218H191V220H193V219H195L196 218V216H199L203 211H207V209H208V211L211 209V203L212 202H210V203H208V202H201L200 200L201 199H206V200H208L209 201V198H214L211 194L213 193V192H215V191H220V189L219 188H225L224 186H226L227 184V181H225V179L224 180H221V178H219L220 180H216V181H214V183H210V184H208L207 182L205 183V180L207 179H205L204 181H203V172H204V169L203 170H201L200 171V176H198V175H195L196 177H188L187 175L188 174H186V173H188V170H184V171H182L181 173H183V172H185V174L183 173V174H181L180 173V171H178V169H174V168H172ZM201 169V168H200ZM210 169H212V168H210ZM209 169V170H210ZM214 169V168H213ZM212 169V170H213ZM10 170V169H9ZM15 170V169H14ZM13 170V171H14ZM21 170V169H20ZM35 170V169H34ZM75 170H77V171H75ZM121 170V169H120ZM125 170V169H124ZM131 170H132V168H131ZM130 169H129V173H130V171H131ZM152 170V171H151ZM215 170V169H214ZM228 170V169H227ZM238 170V169H237ZM52 171V172H51ZM81 171V172H80ZM90 171L92 172V173H90ZM101 171H103V172H101ZM162 171V172H161ZM8 172V171H7ZM10 172H12V171H10ZM17 172V171H16ZM41 172V171H40ZM43 172V171H42ZM72 172H73V174H72ZM122 172V171H121ZM147 172H144V173H147ZM179 172V173H178ZM202 172V173H201ZM26 173H28V172H26ZM25 173V174H26ZM35 173V172H34ZM38 173H39V171H38ZM90 173V174H89ZM112 172H110V174H111ZM155 173V174H156ZM219 173H221V172H219ZM20 174H21V172H20ZM24 174V173H23ZM36 174V173H35ZM41 174V175H40ZM39 174V178H38V176H37V180L38 179H40L41 180V178H42V176H47L46 174L44 175H42V173H40ZM122 174V173H121ZM157 174L156 175H154V173H152V175L154 176V178H155V176H156V179H160L161 178V175H163V174H159L158 175V177H160V178H158L157 177ZM180 174V175H179ZM199 174V173H198ZM19 175V173L17 174V176ZM114 175V174H113ZM112 175V176H113ZM120 175V174H119ZM148 175V174H147ZM150 175V174H149ZM216 175H218V174H216ZM229 175H230V173H229ZM20 176V175H19ZM21 176H23V175H21ZM40 176H41V178H40ZM55 176V177H54ZM123 175H121L120 177H122ZM207 176V175H206ZM235 176H236V174H235ZM24 177V176H23ZM54 177V178H53ZM101 177V176H100ZM114 177V176H113ZM115 177H116V175H115ZM148 177V176H147ZM151 176H149L148 178H150ZM188 179H187V178ZM205 177V176H204ZM222 177V176H221ZM224 177V176H223ZM233 177V176H232ZM15 178V177H14ZM22 178V177H21ZM25 178H27V177H25ZM30 178L32 179V177L30 176ZM35 178V177H34ZM33 178V179H34ZM46 178V177H45ZM45 178L43 179V180H45ZM58 178V179H57ZM109 178H111V177H109ZM119 178V177H118ZM153 178V177H152ZM163 178H161V179H163ZM203 178V179H202ZM239 178V177H238ZM237 177L235 178V179H238ZM11 179V178H10ZM12 179H13V177H12ZM12 179H11V181H12ZM33 179L31 180V183L32 184H34V182H32L33 181ZM52 179H50V180H52ZM103 179V178H102ZM101 179V180H102ZM169 179V180H168ZM223 179V178H222ZM230 179V178H229ZM234 179V178H233ZM261 179H262V177H261ZM16 180H17V178H16ZM18 180H19V177H18ZM24 180H27V179H24ZM23 180V181H24ZM37 180H35V181H37ZM40 180H38V181H40ZM46 180L47 181H49V179H47L46 178ZM62 180H66V181H62ZM79 180H76V182H78ZM104 180V179H103ZM119 180V179H118ZM117 180V181H118ZM208 180V179H207ZM210 180V179H209ZM7 181V180H6ZM11 181H9V182H11ZM15 181V180H14ZM37 181V182H38ZM79 181V183H81ZM83 181H84V183H83ZM163 181H161L160 180V182H162V183H164ZM219 181V182H218ZM231 181H236V180H230L229 182V184H231L232 182ZM241 181H242V177H241ZM250 181V180H249ZM256 181V180H255ZM262 181H263V179H262ZM4 182V181H3ZM21 182V181H20ZM27 182V181H26ZM29 182H30V180H29ZM37 182H35V184L34 185H36V183ZM46 182V181H45ZM45 182H43V181H41V183H43V185L41 184L40 185V183H39V187L38 186H35V187H32V189H30V186H28L27 184V189L29 188L30 190H31V192H29L28 190H27V192H29L28 194H30V193H32V190L34 191H36V189L38 190V189H40L41 187L40 186H42V187H44V184H45ZM113 182V181H112ZM211 182V181H210ZM226 182V183H225ZM238 181H236V182H234V184L235 183H237ZM259 182V181H258ZM62 183V185H60L59 186V190H60V187H62L64 184ZM110 183H111V181H110ZM116 183V182H115ZM219 183H221V184H219ZM225 183V184H224ZM238 183H242V182H238ZM237 183V184H238ZM14 184V183H13ZM38 184V183H37ZM48 184V182L46 183V185ZM119 184H121L120 182L118 183V184H116V185H118L119 186ZM228 184V185H229ZM233 184V183H232ZM254 184H255V182H254ZM15 186H12V187H15V188H17L16 190H14L13 188H11V190L13 189L14 190V193L15 194H13L10 190L9 191H7L6 190V192H8V193H12L13 195H14V197L15 198H21L22 199V197L24 196H26V189L23 187V186H21L20 184L19 185H17V183L16 184H14ZM19 186H21V188H23V189H25V190H23V191H18L17 192V190H19L18 189V187ZM23 185H24V183H23ZM68 185H70V182H68ZM78 185H80V184H78ZM82 185H80L79 187H83L84 188V186H82ZM96 185H95V187H96ZM113 185V184H112ZM217 185H223V187H219V186H217ZM239 185V184H238ZM251 185V184H250ZM258 185H260V184H258ZM257 185V187H259ZM7 186V185H6ZM65 186V185H64ZM67 186V185H66ZM71 186V185H70ZM136 186V185H135ZM153 186H155L156 187V189H155V187L154 188H152ZM237 186V185H236ZM73 187H74V185H73ZM76 187H78V186H76V184H75V187L74 188H76ZM121 187V186H120ZM125 187V188H126ZM230 188H228V189H230V191H231V189L232 188H234L232 185H230L229 186ZM232 187V188H231ZM252 187V186H251ZM20 188V187H19ZM67 188V187H66ZM91 188H92V190H91ZM107 189V192L109 193H107L105 190H101V189ZM121 188H123V187H121ZM196 190H195V189ZM254 188L255 187H253L252 189L254 190ZM42 189H44V188H42ZM55 189H53V190H55ZM61 189H63V188H61ZM77 189V188H76ZM79 189V188H78ZM82 189V188H81ZM85 189V188H84ZM206 191H205V190ZM218 189V190H217ZM236 189L237 188H235V191H236ZM251 189V188H250ZM251 189V190H252ZM256 189V188H255ZM259 189V188H258ZM2 190V189H1ZM12 190V191H13ZM45 190V189H44ZM43 190V191H44ZM119 190V189H118ZM122 190V189H121ZM125 190V189H124ZM224 190V189H223ZM26 193H25V192ZM34 191V192H35ZM56 191H57V189H56ZM60 191H63V190H60ZM59 191V192H60ZM79 193H78V192ZM82 191V190H81ZM96 191V192H95ZM104 191V192H103ZM120 191V190H119ZM162 191L164 192V193H162ZM204 191V193H201V192H203ZM225 191V190H224ZM229 191V192H230ZM259 191V190H258ZM6 192H4V193H2V194H6ZM33 192V193H34ZM49 192V191H48ZM101 192V193H100ZM103 192V193H102ZM115 192V190L113 191V193ZM120 192H124V191H120ZM153 192H156V194L159 196L160 194H162L163 195V197H161V195L158 197V196H156ZM229 192H227L228 194H229V196L230 197H233V195H235V194H233V195H230V193ZM238 192V191H237ZM261 192H262V190H261ZM0 193V194H1ZM38 193V192H37ZM54 193V194H53ZM145 193V194H144ZM159 193V194H158ZM201 193V194H200ZM208 193V194H207ZM211 193V194H210ZM247 193V192H246ZM251 193V192H250ZM252 193H253V191H252ZM251 193V194H252ZM256 193H258L257 191H256ZM263 193V192H262ZM11 194V195H12ZM27 194V195H28ZM232 194V193H231ZM243 194V193H242ZM241 194V195H242ZM249 194V193H248ZM248 194H244V195H242L240 198L241 199H239L241 202H243L242 200L245 198V200H246V196L245 195H247V198H249L250 196H248ZM254 194V193H253ZM9 195V194H8ZM11 195H9L10 196V198H11ZM13 195H12V197H13ZM42 195H43V193H42ZM46 195H47V193H46ZM57 195V194H56ZM166 195V196H167ZM260 195H262V194H260ZM260 195H257V196H260ZM9 196H7V197H9ZM22 196V197H21ZM67 196V197H66ZM68 196H70V197H68ZM123 196V195H122ZM166 196H165V198H166ZM238 196V195H237ZM2 197V196H1ZM4 197V196H3ZM6 197V196H5ZM32 197V196H31ZM34 197V196H33ZM115 197H116V195H115ZM204 197V198H203ZM236 197V196H235ZM251 197H252V195H251ZM253 197H255V196H253ZM51 198V197H50ZM121 198V197H120ZM199 198H201V199H199ZM8 199V198H7ZM6 199V200H7ZM20 199V200H21ZM26 199H27V197H26ZM118 199V198H117ZM161 199H163L164 200V204L162 203H160L161 201H163V200H161ZM255 199H256V197H255ZM5 199L3 198V201L1 200V208L6 204L5 202L6 201H4ZM10 200H12V199H10ZM13 200H14V198H13ZM19 200V199H18ZM69 200V201H68ZM111 200V201H110ZM239 200H235V201H233V203L235 202L236 203V201H237V204L239 203ZM247 200H249V199H247ZM246 200V201H247ZM250 200H251V198H250ZM42 201V200H41ZM40 201V202H41ZM68 201V202H67ZM71 201V203L69 204V202ZM245 201V202H246ZM4 203V205H2L3 203ZM20 202H22V201H20ZM48 202V203H47ZM112 204V205H109L108 206V204H110V203ZM115 202V201H114ZM120 202V201H119ZM119 202H118V204H119ZM122 202V201H121ZM120 202V203H121ZM240 202V205L241 204H243V203H241ZM13 203H14V201H13ZM36 203H38V204H36ZM106 203V204H105ZM124 203V202H123ZM157 203V204H156ZM159 203L161 204V206L159 207L158 205H159ZM199 203V204H198ZM202 203V204H201ZM214 203V202H213ZM9 204H11V203H9ZM8 204V205H9ZM14 204H17L16 202L14 203ZM49 204L51 205V207H53V209H52V211H49V210H47V207L46 206H49ZM186 204V207H187V205L188 206H191V207H189L188 209H183V208H180V206H184ZM229 204H231L230 202H229ZM236 204V205H237ZM20 205V204H19ZM22 205H23V203H22ZM154 205H156V206H158L157 208L154 206ZM235 205V204H234ZM239 205V204H238ZM238 205H237V207H238ZM239 205V206H240ZM244 205H245V203H244ZM17 206V205H16ZM109 208H108V207ZM110 206H111V208H110ZM154 206V207H153ZM166 206V207H165ZM242 206V205H241ZM247 206V205H246ZM5 207V206H4ZM6 207H7V204H6ZM9 207V206H8ZM185 206H184V208H186ZM236 207V206H235ZM0 208V209H1ZM114 208V207H113ZM130 208V209H129ZM155 208H156V211H154L155 210ZM190 208L192 209V211H190ZM245 208V207H244ZM262 208V207H261ZM41 209H45L46 211H48V213H49V215H47L46 216V214L45 213H47L46 211L43 213V211L41 210ZM154 209V210H153ZM251 209H253V208H251ZM251 209L249 208V210L251 211ZM3 210V209H2ZM1 210V211H2ZM14 210V209H13ZM78 210H80V211H84L85 212V215H86V217H85V215H84V217L83 218H81L80 220L82 221H80L81 223L80 224H78L79 222H77L76 221V218H78L77 216H78V214L81 216V214H83L82 212H81V214H80V211L78 212ZM110 210V212H111V214H110V212H108ZM117 210V209H116ZM189 210V211H188ZM248 210V211H249ZM259 210V209H258ZM41 211H42V214H40L39 215V213H41ZM74 211H77V213H76V217L74 216V217H72L73 216V213H74ZM103 211H104V213L107 211V213L109 214V216L108 215H105L104 213H103ZM119 211V210H118ZM117 211V212H118ZM124 211V210H123ZM219 211V210H218ZM218 211H216L215 209L213 210V211H210L209 212V215L207 216L208 217V219L209 218H213V221H215V224H219L218 223V219H220V214H222L221 213V211L220 212H218ZM233 211V210H232ZM239 211V210H238ZM244 211V210H243ZM247 211V210H246ZM2 212H4V211H2ZM120 212V211H119ZM187 212V213H186ZM189 212H192L191 213V216L188 214ZM219 214H218V213ZM245 212V211H244ZM254 212V211H253ZM257 212V211H256ZM255 212V213H256ZM55 213V214H54ZM106 213V214H107ZM114 213V212H113ZM144 213H149V214H147V216L146 215H144ZM246 213V212H245ZM251 213H252V211H251ZM155 215V216H153V217H149V219H147L148 218V216L149 215ZM232 214H233V212H232ZM242 214V213H241ZM45 215V216H44ZM105 215V216H104ZM181 215V217L183 216V217H185L186 218V220L187 221H185L184 219V222H187V223H182L183 221L181 220L180 221V224H174V222H175V219H176V217H177V219L178 220H180L178 217ZM188 217H187V216ZM261 214H259V216H260ZM264 215V214H263ZM43 218H42V217ZM83 216V215H82ZM106 216H108L107 218H106ZM112 216V217H111ZM120 216V215H119ZM122 216H123V214H122ZM125 216V215H124ZM216 216V217H215ZM243 216V215H242ZM62 217H64V218H62ZM106 219H104V218ZM110 217V218H109ZM115 217H117V216H115ZM195 217V218H194ZM189 218V219H190ZM261 218V217H260ZM264 218V217H263ZM263 218H262V220H263ZM84 220V222H83V220ZM215 219V220H214ZM221 219H222V216H221ZM236 219V218H235ZM243 219V218H242ZM241 219V220H242ZM111 220H114V221H111ZM117 220V221H116ZM212 220V219H211ZM216 220H218V221H216ZM231 220V219H230ZM249 220V219H248ZM109 221V222H108ZM116 221V222H115ZM162 221H164L165 222V224H163V225H165V226H167L168 225V223H169V225L171 226V225H173L172 227H173V230L171 229V230H169L171 233H169L167 230H168V228L170 229V226L167 228H165L164 227V229H167V230H163L162 228H163V225H162V227H160V229L162 230V233H161V231L160 230H156V228L155 229H153L152 230V228L150 227L151 226V224L152 223H154V222H157V223H159V222H162ZM190 221V220H189ZM195 221V220H194ZM232 221V220H231ZM257 221V220H256ZM259 221V220H258ZM261 221V220H260ZM61 222V223H60ZM112 222V223H111ZM131 222H133V224H130ZM211 222V221H210ZM217 222V223H216ZM221 222V221H220ZM107 223V224H106ZM176 223V222H175ZM184 224V227H183V225L182 224ZM192 223H194L193 221H191V225H190V222H189V224H187V225H189V226H191L192 227ZM213 224H214V222H212ZM233 223V222H232ZM250 223V222H249ZM249 223H247V225H250L251 226V224H249ZM5 224H6V228L5 227H3L2 225H4L5 226ZM57 224V225H56ZM61 224H62V226H61ZM129 224H130V226H129ZM197 224H199V223H197ZM221 224V223H220ZM234 224V223H233ZM205 224H202V225H200V226H197L196 224L195 225H193V227H195L196 226V228H195V230H194V232H193V230H190V231H192V233H194V235L192 234L191 236H196L197 235V232H199L200 233V231H201V233H202V231H204L203 233H204V235H203V233L201 234V244L200 245H202V247L201 246H199V242L197 243L198 245H195L194 244V246L196 247V249H193L192 247H189L190 249H187V250H184L183 249V247L185 246H183L182 244H179V243H176V244H178V247L179 246H182V249H179V248H177V247H175V246H177V245H174V244H172L173 243V239H174V237H175V235L174 234H176V233H173L171 236H173L174 235V237H173V239L171 240V244L175 247V248H177V249H175L174 250V247L172 246V249H173V251L175 252V251H179V252H181V254L180 253H178V255H183L182 254V252H183V250L184 251H187V254H185V257H183L182 256V258L183 259H186V260H184V261H182V258L180 259H178V257H180V256H178L177 254H176V252H175V256H174V252L172 251V249H171V251L173 252L172 254V256H173V259H174V257L176 258V256H177V258H176V260H178V261H172V262H167L169 259H168V257L170 256V254H169V256H168V253H167V255L165 256V255H163V257L165 258V259H162L163 257H161V259L162 260H160L161 262H164L163 260H166L165 262H167V263H165V264H202V262H201V259H203V260H205L203 263L204 264H206L205 262H207V264L208 263H210V260L208 261V260H206L208 257V255L207 254H205V253H207L206 251H204L206 248H204L205 246H203V244H205V241H206V239H202V236H207L208 234L209 235H213V236H211V238L212 237H214L215 236V232H216V235L218 234V233H220V234H218V235H221V229L220 228H218V227H221V226H215V227H212V225H209V224H207V225H205ZM61 226V228H62V231H61V229L59 228ZM63 226H64V229H63ZM80 226V227H79ZM240 226V225H239ZM260 226V225H259ZM262 226H264V224L262 223ZM118 227V228H117ZM151 228V232L153 231H156V232H158V233H161L162 235H161V237H164V234H165V232L168 234H165V235H167V236H165L164 237V241H163V239H160V237L158 236V238L160 239H158V240H154L155 238L153 237V235L155 236V237H157V233L156 234H154V233H152V235H150V228ZM171 227V228H172ZM201 227H203V228H201ZM229 227V226H228ZM235 227L236 226H234V228H232V226L230 225V228L235 232ZM242 227V226H241ZM243 227H245L244 229H243ZM243 227H242V229H241V232H240V235L241 236H243V234H244V236L243 237H247V235L251 232V230H249V231H247V230H245L246 229V225L244 224L243 225ZM58 228L60 229V230H58ZM148 228H149V230H148ZM158 228V227H157ZM176 228V227H175ZM229 228V229H230ZM249 228H252V227H247V229H249ZM254 228V227H253ZM57 229V230H56ZM124 229V231H122ZM200 229V230H199ZM215 229H220V232L218 231V230H215ZM222 229H223V226H222ZM149 232H148V231ZM197 230V231H196ZM212 230H214V232L213 233H210V232H212ZM226 230V229H225ZM231 230V231H232ZM186 231H188L189 232V230H185L184 232L183 231H181V232H183V234L184 233H187ZM224 231V230H223ZM240 231V230H239ZM239 231H238V233H237V231L235 232V233H237V234H239ZM244 231H247V232H244ZM255 230L253 229V231L251 232V233H253ZM146 232V233H145ZM148 232V233H147ZM228 232V231H227ZM229 232H230V230H229ZM233 232V233H234ZM249 232V233H248ZM256 232L258 233V230H256ZM180 232H177V234H179ZM232 233V232H231ZM234 233V234H235ZM247 233V234H246ZM256 233V234H257ZM145 234H147V235H145ZM150 235V237H152V238H154V239H152V238H150L149 237V235ZM196 234V235H195ZM255 233H254V235H256ZM145 235V236H144ZM199 235V234H198ZM208 235V236H209ZM217 235V236H218ZM222 235H224L223 233H222ZM251 235H253V234H250V237H252ZM264 235V234H263ZM150 238V239H152V240H154L153 242L148 238V237ZM179 236H182L183 238H184V236L183 235H181V234H179ZM190 236V233H189V235H188V237ZM227 236V235H226ZM226 236H222L223 238H224V240L222 239V237L221 236H219V237H216L215 236V238H213L214 240L216 239V238H220V242H221V239L223 240L222 242L223 243H225L226 241V243H230L231 241L229 240L228 241V239L227 238H225ZM236 237H237V235H235ZM197 237L198 236H196V238H194L195 239V241L197 240L198 241V239L200 238V236L198 237V239H197ZM210 237V236H209ZM230 237V236H229ZM254 237V236H253ZM259 237V236H258ZM165 238H169L170 240H168V239H165ZM210 238V239H211ZM209 239V240H210ZM217 239V240H218ZM225 239H226V241H225ZM241 239V238H240ZM240 239H238V243L240 244ZM254 239V238H253ZM262 239V238H261ZM99 240V241H98ZM162 240V241H161ZM167 240V241H166ZM202 240H203V242L204 243H202ZM212 240V239H211ZM216 240V241H217ZM242 240H244V239H242ZM247 240V239H246ZM184 241V240H183ZM194 241V242H195ZM196 241V242H197ZM219 241V240H218ZM253 241V240H252ZM256 241V240H255ZM261 241V240H260ZM155 242V243H156ZM184 242H186V241H184ZM193 241H190V244L192 243ZM214 242V241H213ZM234 242V241H233ZM236 242V241H235ZM242 242V241H241ZM259 242V241H258ZM160 243H161V245H160ZM165 244V245H163L162 246V244ZM175 243V242H174ZM225 243V244H226ZM237 243V244H238ZM48 244V245H47ZM49 244H51V245H49ZM186 244V243H185ZM231 244V243H230ZM236 244V243H235ZM234 244V245H235ZM238 244V245H239ZM154 245V246H153ZM218 245V243L216 244H214V246L213 247H215V246H217ZM227 245V244H226ZM229 245V244H228ZM231 245H233V244H231ZM230 245V246H231ZM125 246V248H122V247H124ZM171 245L169 244L168 245V247H170ZM188 246V245H187ZM193 246V247H194ZM200 248L201 247V249L200 250H202V251H204V252H202V251H200V250H197L198 249V247ZM262 246V245H261ZM221 247V246H220ZM229 247V246H228ZM228 247H227V249H228ZM232 247V246H231ZM257 247V246H256ZM186 248V247H185ZM188 248V247H187ZM223 247H221V248H217L216 249V247H215V250H218V249H222ZM230 248V247H229ZM234 248V247H233ZM233 248H231V249H233ZM259 248V247H258ZM165 249H167L166 247H165ZM204 249V250H203ZM231 249H229V250H231ZM189 250H191V252H189L188 253V251ZM193 250H195V253H198L199 251L202 253H200L199 252V255L201 256L200 257V259H199V257H196V259H197V262H195V257L194 256H197V254L195 255L194 253H192L193 252ZM196 250H197V252H196ZM207 250V249H206ZM211 249H209V251H210ZM228 250V251H229ZM163 251V250H162ZM164 252H168L167 250H164ZM211 252V251H210ZM162 253V254H161ZM169 253H171V252H169ZM186 253V252H185ZM257 253V252H256ZM189 254V255H188ZM194 254V255H193ZM220 254V253H219ZM225 254H227V252L225 253ZM193 255V256H192ZM243 255H245V254H243ZM203 256H206L207 258H205V257H203ZM223 255L221 254V255H219L218 257H220V259H221V257H222ZM188 259H187V258ZM215 257V256H214ZM217 257V256H216ZM223 257H226L225 255L223 256ZM243 257V256H242ZM194 259V261H193V259ZM205 258V259H204ZM211 258V257H210ZM227 258H229L228 256H227ZM227 258H224L223 259V261L224 260H226L227 261ZM245 259H246V255H245V257H244ZM168 259V260H167ZM172 259V258H171ZM190 259V261H188ZM209 259V258H208ZM219 259V260H220ZM240 259V258H239ZM242 259V258H241ZM200 260V261H199ZM212 260V259H211ZM243 260V259H242ZM153 261V259H151V261H150V263ZM214 261V260H213ZM212 261V262H213ZM216 261V260H215ZM239 261H241V260H239ZM244 261V260H243ZM245 262H247V260L245 261ZM149 263V264H150ZM154 263L155 264H157L156 263V261L154 260ZM151 264H153V263H151ZM212 264V263H211ZM214 264V263H213ZM215 264H216V262H215ZM217 264H218V262H217Z\"/></svg>","mask_w":264,"mask_h":264}]
</instances>
